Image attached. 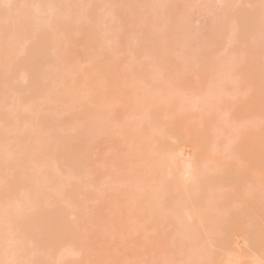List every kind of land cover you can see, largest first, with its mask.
Wrapping results in <instances>:
<instances>
[{
	"label": "bare ground",
	"instance_id": "obj_1",
	"mask_svg": "<svg viewBox=\"0 0 264 264\" xmlns=\"http://www.w3.org/2000/svg\"><path fill=\"white\" fill-rule=\"evenodd\" d=\"M52 1H54V0H51V1L50 0H0V69L2 68L1 71H0V83L2 85V82L5 81L4 79L5 78L8 79L9 82L7 81L8 84H7V82H6V84L8 85V87L10 89H11V87H13V85H15V84L17 85V83H18L19 86H14L15 90H16V91L15 90L14 91H15L16 95L21 94V95H19L20 99H18L17 102H13V101L17 100L16 97H18V96H15L13 94L14 91H12V92H10L11 90L8 91L9 93H12L14 98H15L14 99L11 96L12 94L7 93L8 97L11 96V98H9V101H11L10 99H14V100H12V102L14 103L13 106H15L16 103H19V102L21 103L24 98H25V100H27L26 97L27 98L30 97L31 98L30 101H33V100L35 101V99L40 97V96H38L36 94L38 91H40V89H41L40 87H42V85H41L39 87L40 88L39 90L36 89V87L39 86L38 84H40V80L43 79L44 81H46L48 83H49L50 80L55 82V83L53 82L54 85L51 84L52 82H50V84L52 85L51 89H50V85H48L46 83L49 86L48 87L45 84V82L42 81L41 82L42 84L44 82V84H43L44 86L43 87H48V89H50V90L53 89V90L51 92H47L48 89L46 88L47 91L44 89L45 93H44V90L42 92L40 91V93H43V94L38 93L39 95H42V96L44 95L43 97L41 96L42 98H40V102L38 101L39 99H37V101H38L37 103H41V104L43 102L42 99L45 100V102H43L42 106H41V104L39 106L34 105V104L32 106H29L32 109H33L34 106H36L37 107L36 109H38V107L40 108V106H41L43 108L44 105H45L44 110L49 113V115H48V113L46 112L47 116H45L46 113H43L44 110L42 109L40 114L42 113V115L44 114V116H42V115L38 116L37 115V118H39V121H40L39 122L40 125L35 120L37 118H35V117L33 118L32 117L31 119H33V121H35V124L36 123L38 124V126L36 127V125H37L36 124L33 129L27 128V126L28 127L30 126V123H31L30 121L26 122V125H27V123L29 124V125L26 126L24 124V122H22L24 120L21 121L20 117L25 118V117H28V115H30L29 117H31L32 116L31 114H33L37 110H33L34 112H32V113L30 112L31 114H29V113L26 112V111L30 110L28 108V106H27L28 110L26 108H25L26 111H22L21 110L23 113L24 112L26 113L23 116V113L21 111H19L20 110L19 108H23V106L25 104V102L23 101L24 102L23 106L21 105V107H18L20 105L19 104H18V106L16 105L18 107L17 109H19L18 111L21 112V115L19 113L20 117L17 114V112H18L17 109H16V113H14L15 115H12L14 109L11 110L12 109L11 107H13L11 104H13V103H8L9 101H7L8 98H7L6 93L3 94V90L6 89V90H4V92H7V90L9 88L6 87V84L3 87L0 85V115L3 114V111H6V113H7V114H5L3 116L2 115L0 116V117H2V118H0L1 122H2V124L0 125V126H2V128H0V264H77L80 261L79 260V256L85 254L84 252H86V254L83 256V257H85L86 255H88V253H87L88 251H89V253H90V251H92L90 249L89 250L87 249V247L88 248L91 247V244H90L91 242L89 243V241H87V239L88 240L90 239V238H88L90 235L89 236L86 235L87 231H86L85 226H84L85 224L82 222V224H84L83 226H84V230L86 232L81 233L79 230H81L83 227L81 225H78V221L72 220V223H71V221H69V219H70L69 217L70 216H76L75 218H78V216L81 217L84 214V213L82 214L83 202L82 201L80 202L79 198H80V196H82V194L85 193V192L84 193H81V192L85 189V186H86V188H88V186H89L88 184L89 183L87 184L86 183L87 181L84 182V183H81V184H83V186H82L78 181H75V180L77 179V177H79L81 179H84V178L87 177L86 175H88V172H89L88 169L89 168H88V165H87V161H88L87 158H90V156H91V152H89L90 151L89 148H90V146L93 147V142H95V140H96L95 138L97 137V134L99 135L101 133V130H102V129L97 130V132H99V131L100 132L96 133L95 129H96V126H98V127L100 126L99 128H102V126L105 127V124L104 125L102 124V118H104L109 113V111L111 109V106H110L111 103H109V102H112L113 98H115V92L113 90H116V89H115V87L113 85H111V83H109L110 84L109 88L112 89L111 86H113V89H112V91H107L105 89L106 88L108 89V87L105 88L104 85H103L104 87H101L102 85L98 84L99 87L98 88L95 87V85H97L96 84L97 81L95 79H90L89 83H87V80L86 81L84 80L85 81L84 83L85 84L87 83L86 85L91 86V88L88 86L90 88L89 89L90 91L87 90L88 92L87 91L84 92V94L87 93L86 95H84L85 97L83 96V98L85 100L81 98V96H82V95H80L81 92L79 93L78 92L79 90L77 88L80 86L81 83L83 84V80L82 79H84V78H82V77L84 76V74L82 73V76L80 75V77H79V76L76 75L78 73H75V75L78 77V78H76V76L74 74L72 75V73H74L73 71L75 70V69L74 70H72V69L75 68V67H70L69 66L71 68V70H72L71 71L70 69L66 68V67H68V65L65 67V65H66V64H64L65 61L63 62V60H61L62 56H60L61 57L60 59L57 58V56H59V55H57V53H58L57 51L59 50L58 45L60 43V40H59V37H58L59 33H56V31L61 30L62 33L66 34V35H71L69 33L72 32L71 31L72 30L71 27H73L72 25L77 23V22H79L81 20V18L78 17V15H76L77 14L76 10L78 8H80L81 5L83 7V5H84L83 4V0H55V2H52ZM200 2H202V0H200ZM222 2H224V0H222ZM228 2H229V0H225V4L224 5H228L229 4ZM231 2H232V0H231ZM196 3H197V1H196ZM205 3H206V1H205ZM196 5H198V4H196ZM200 5H201V3H200ZM209 8H211V7H209ZM209 10H211V9H209ZM206 13H209V12H206ZM244 13L241 14L239 12L238 15H237V16H240V20L238 19L240 21V24H241L240 26L246 25V22H247L246 20H244V18L246 16V15H244ZM241 16H242V18H241ZM262 16L264 17V13H263ZM188 18L189 17H187V20H188ZM172 19H175V18H172ZM262 19H263L262 20L263 22L260 20V22H262V24H261L262 27L261 26H259V27L262 28L260 30L264 31V29H263L264 28V26H263L264 25V18H262ZM94 20L97 22L96 19H94ZM149 21H150V23L152 22V20H150V19L147 22H149ZM154 21L157 22L158 20L157 21L154 20ZM170 21H169V25L166 24L165 26L164 25H159L158 26L159 22H157V24H155V25H157V27L154 25L155 28H153V26L151 28H152V30L153 29L156 30V28H158L160 26L166 27L168 25V27H169V26H171L170 24L172 23V27L171 28L175 27V28L172 29L173 30L172 32L175 35L177 33V36H179L178 35V33H179L180 34L179 38L185 36V35H183L184 32L187 33V35L188 34H192V33H189V32H191V29H189L190 24L188 23V21L184 20L182 22H179V21H177L175 19V21H177L176 22L177 24L181 23V25L178 24L179 27L176 25V23H174L175 22L174 20H173L174 22L172 20H170ZM258 21H259V19H258ZM254 22H252V23H254ZM88 23L89 22H85L84 24H82L83 26L79 29V31H81L82 34H84V38H85L84 41H85V43H87L85 45H87V46L91 45L90 42L92 43V45L96 44V42H99V43L103 42L104 38L102 40L101 39L99 40L100 34H98V32H100L101 30L99 29L98 24H97V27H98L97 28V27H94L96 25L91 26V25H89L90 23L89 24ZM91 24H93V23H91ZM94 24H96V23H94ZM188 24H189V26H188ZM256 24H257V21H256ZM256 24H255V28H258V25L256 27ZM185 25L188 26V29L186 28ZM250 25H253V24H250ZM181 26L182 27L185 26V27L182 28ZM163 27L162 28L160 27L161 29L158 28L159 29L158 33L155 32V30H153L154 31L153 33L159 34L161 32L160 30H163L165 32L167 31L166 33L165 32L163 33V31L161 32V34H160L161 38L164 36V34H165L164 38H166V37L168 38V36H169L170 37V38H168L169 42H171L172 44L171 45H169L170 43L166 44V42H168V41H166L167 38L165 40V43L162 40L163 41L162 43H164V44L162 46V43H161L162 47H160V50L162 48L163 51L161 50L160 53L164 54V52L167 51L166 54H168L169 53L168 51L170 50L168 45L172 47L173 46V40H176L177 42H182V43L189 42V39L187 41V40H185L183 38L179 39L178 37L177 38L179 40H177V38L174 37L172 32H170V35H171L170 36L169 32H168L169 28L166 27V28H164L166 30H164ZM57 28H58V30H55ZM178 28H180V30ZM97 29L100 30V31H98ZM175 29H178V31H176ZM181 29H183V30H181ZM52 30L54 31V33L52 32ZM258 30H259V28H258ZM263 33H261L262 34L261 36H264ZM102 34H104V32H102ZM166 34H168V35H166ZM181 35H183V36H181ZM200 35H201V33H200ZM95 36H96V39H98L99 41L96 40L94 42ZM191 36H193V34ZM194 36H195V34H194ZM61 37L62 36L60 35V38ZM172 37H174V38L172 39ZM164 38H162V39H164ZM170 39H172V41H170ZM182 39L185 42H183ZM75 42H77V40L73 41V43H75ZM104 42L106 43L105 45L108 46L107 42L106 41H104ZM103 43H102V45H103ZM75 44H77V43H75ZM165 44L167 45L166 49H165L166 51L163 48L165 46ZM178 44L176 43V45H178ZM107 46H104L101 49H104L105 47L107 48ZM109 46H108V49H109ZM87 48L89 49V47H87ZM55 51L57 52L56 54L54 53ZM163 54H162V56H163ZM97 55H98V53H97ZM139 55L142 56L143 54H139ZM164 56H165V54H164ZM139 59L141 60L142 58L139 57ZM139 59L137 58V60H139ZM157 60H155L156 65H154L155 63L153 64L154 67L155 66H157V67L160 66V64L157 63L158 62ZM98 61H103V60L99 59ZM105 61L106 60H104L103 64L105 63ZM66 62H67V60H66ZM161 62H163V61H161ZM228 62H230V61H227V62L225 61L223 64L220 63V66L222 65V67L219 66L220 67L219 70L217 69L218 66H216L218 64H216L214 67H216V69L218 71H220L222 68H225L224 66ZM255 62H257V64H259L258 61L254 60V63ZM95 63H97V61ZM99 63H102V62H99ZM231 63H229V64H231ZM103 64H99L101 66H99V65H96V66H98L97 68H99L101 73L103 72V73L106 74V72L109 69L106 71ZM229 64H228V66H229ZM235 64L234 65L232 64V67H234V69L236 71V65L237 64L236 65ZM252 64H253V62H252ZM252 64L250 65V67L253 66ZM102 65H103V67H102ZM106 66H107V63H106ZM228 66H227L228 69H230V70L232 69L231 71H234V69L231 66H229V67ZM3 67L5 68V72H3ZM13 67H14V69L17 68L16 73L17 72L18 73L19 72H21V73L23 72L24 74L26 73V77L27 76L29 77L30 82H28V80H27V82H28L27 86H26V84H24L26 82H24L22 78H21V80H22L21 82H24V83L19 84L20 83V81H19L20 78H17V77L18 76L20 77L21 75L20 74L16 75L15 70L14 71L11 70V69H13ZM157 67H155V69H157V70L160 69L161 70L160 67L159 68H157ZM237 67H239V64H238ZM253 67H255V66H253ZM253 67H251L250 71H253L252 70ZM260 67H262V66H260ZM227 68H225V70H227V72L228 71L231 72ZM256 68H257V70L259 69L257 66L254 69H256ZM46 69H48L50 71H48V70L46 71ZM76 69H77V67H76ZM210 69H212V68H210ZM216 69L215 68L213 69L214 73H212L213 71L212 72L209 71V70H206V71L209 74L210 73L213 74L214 76L216 75L215 73H220V72L222 73V71H224V69H222L220 72H216L217 71ZM262 69H264V67ZM157 70H155L156 71L155 73H157ZM248 71H249V69H248ZM250 71H249V73L251 74L252 72H250ZM7 72L9 73V75H7L8 74ZM13 72L15 73L14 76L12 75ZM75 72H76V70H75ZM77 72H79L78 69H77ZM49 73H50V75L52 74V76L49 77ZM79 73H81V72H79ZM152 73H154V72H152ZM155 73H154V75H156ZM203 73L201 74L202 77L203 76H207L206 73H204L205 75H203ZM221 73L219 75H221ZM256 73L253 72V74H256ZM147 74L144 72V76L142 75L143 76L142 78L145 79V80H143L141 78V75H140V78L139 79L137 78V82L139 81L138 83H140V79H142V83L144 82V85L146 83H148L149 80L146 81L147 80L146 77L149 76L148 79H150L151 78L150 75H152V74H148V76H147ZM161 74L163 75V77H165V75H164L165 72L161 73ZM229 74H227V76L225 77L224 73H222L223 77H221V78L223 79L225 77L224 79L226 81V78L228 77ZM157 75H159V73ZM162 75L156 76V77H158V79H160L158 81V83L161 81L159 84H160V86L162 88L159 87V85L157 83V80H156L157 78L155 79V77L152 76L153 77L152 81L150 80L152 83H154V81H155L156 84H157V85H155V87H157V88H155V90H157V91H155L153 89L154 93L155 94L157 92L160 93V94L158 93L156 95L153 93L155 98L152 97L153 95H152L151 92H150L151 94L149 93V95H148L151 99L149 97L148 98L146 97L147 93L149 91H151V86H152L151 83H150L151 86L149 85V83L145 85L144 88L147 91H145L144 88H142V89L140 88L141 90L138 88L140 90V94H143L142 90H144V92H147V93H145V95H139V92L136 91V89H135V91H133V89H132L134 94H135V92H138V94H136V96H138V97H136L137 100H136V98L134 100L133 96H131L133 93H131L129 95V96H131V97H129V99L133 100V101H131V103H133L135 101L137 102V105H136L137 109L136 110L140 112L139 114L141 116L143 114H145L144 116H148V113L146 115V113H144V112H149L150 111L149 110L150 109L149 103L151 105L153 104L155 106L154 102H156L157 105H158V104H161L164 100H167V101H165L164 104H167V105L169 104L170 105V103L168 101H170V99L173 98L172 96H175L174 94L177 93V91L175 93V90H176L174 88L175 86H173L174 90H173V88L171 89L172 90L171 93H170L171 90L170 91L169 90H164L165 88L168 89L169 85H165V83L163 84L162 82L165 81L167 83L169 80L167 79V77L164 78V79H167L168 81L167 80H163L162 79L163 77H161ZM219 75L217 74V76H219ZM23 76H25V75H23ZM23 76H21V77H23ZM71 76H73V78H71ZM166 76H167V74H166ZM229 76L233 77V74L229 75ZM259 76L257 75V77H259ZM51 77H53L52 78L53 80L51 79ZM208 77L209 76H207V78ZM232 77H231V79L227 78V80L228 81L232 80ZM25 78H24V80H26ZM252 78H255V77H252ZM262 78H260V81H263V84H264V80H263L264 78L263 79ZM15 79L16 80L18 79L17 83L16 82L13 83L14 81H11V80H15ZM210 79H212L211 83H213L214 82L213 81L214 78L211 77ZM224 79H223V81H224ZM235 79H234L235 82L233 80L229 81V82H231L232 84L238 83V81H236ZM256 79H254V80H256ZM201 80H202V78H201ZM216 81H217V77H216ZM218 81H219V79H218ZM137 82L135 81L136 84L134 83V85H136V87L134 86L135 88L139 87V86H137L138 85ZM220 82H221V80L219 81L218 84H216V86L217 85L219 86ZM250 82H252V81H250ZM258 82L255 81L254 83L257 84ZM170 83L171 82H169L168 84H170ZM203 83H206V86H208V83H210L209 82V78H208V82H203ZM215 83H213L212 86H214ZM226 83L227 82H225L224 84H226ZM254 83L252 82V84H254ZM260 83H259V86L257 84L256 87H255V89L257 88L256 89L257 91L254 90L256 92L254 96H252L253 94H251L252 93L251 89L249 91H247V92H250V94H251V96L249 94L250 98H252V97H255V98H252L253 102H251L252 100L250 98H248V97L245 98V99H248L249 101L248 102L245 101V103L247 102V104L246 105L244 104L245 106L243 105L242 106L243 108L240 107V110L242 109L243 111H242V113H240V112L239 113L242 114V115H245V117H248L249 112L253 111V110H251V108L253 106H255L254 110L257 109V112H258L257 114H259L260 112L262 113V109L264 108V105H263L264 104L263 103L264 102L263 101L264 100V92H263L264 90L263 91L261 90L263 88L261 87L262 85H260ZM112 84H113V82H112ZM84 85H82V86H84ZM139 85L141 87H143L141 84H139ZM163 85H165L164 89H163ZM223 85L221 84V86H220L221 88L220 87L217 88L215 86V88H217L216 92H217V90L219 88H220V90L222 88L224 90V86ZM236 85L234 84L235 88H236ZM147 86L148 87L150 86V88H148ZM206 86H204L205 89H206L205 93L201 92L199 94L200 96L198 95L195 98L197 101L199 100L201 105H203V103H204L203 101L206 100V98H207V101H205V105H203V106H206L207 104L209 106V103H207V102L209 101V99L212 98V97H210V94L211 95L213 94L210 91H212L214 89L213 87L209 86V87L213 88V89L210 88L211 90H209V87L206 88ZM260 87H261V89H260ZM147 88L149 89V91H148ZM152 88H154V85L152 86ZM170 88H171V86H170ZM158 89H160L162 91L160 92V91H158ZM205 89H203V90H205ZM35 90H37V92ZM237 90L239 91V93L241 92L239 89H237ZM237 90L235 89V91H237ZM165 91H166V93H167V91H169V92L167 94L163 95V97H162L161 94L164 93ZM173 91H174V93H173ZM207 91L210 94H209V96L206 97V95H208V94H206ZM30 92L31 93L34 92V96L33 97L35 99L32 100L33 97H31V95L29 96ZM218 92H219V90H218ZM220 92H222V94H223V91H220ZM244 92L242 94L241 93L239 94L238 92H235V93H237L235 95V97L236 96L238 97V95H240V96L242 95L241 98H243V102H244L245 94L247 95V93L245 92V94H244ZM109 93L110 94L112 93V95H110ZM169 93H170V95H169ZM178 93H177V95H179ZM203 93H204V95H203V97H201L202 96L201 94H203ZM27 94H28V96H26ZM35 95L37 96V98L35 97ZM150 95H152V96H150ZM214 95H215V97L213 96V98H215L214 100H216L217 99L216 94H214ZM112 96H113V98H112ZM156 96H158L159 99L156 100V101L155 100L153 101L152 98L157 99ZM164 96H166V97H164ZM170 96H171V98L168 100V97H170ZM186 96H188V101H189V98L191 97V95L186 94ZM186 96H184V97L182 96V97L184 99H186L185 98ZM219 96H223V95H221V93H219L218 97ZM47 97H49V98H47ZM111 98H112V100H111ZM162 98H164V99L162 100ZM174 98H175V103H172L174 101L171 100V103H172L171 105L177 104L178 106H175V107H178V108H181L182 106L185 107L186 105H184V104L188 103L187 100H186L187 102L185 100H182V102L184 101V104L180 105V104H182V102L180 104H178V103H176V101H178V99H176L177 97H174ZM192 98H194V97H191V99ZM203 98H205V99H203ZM213 98H212V101H213ZM149 99L151 100V102L149 101ZM191 99H190L189 104L187 105V108L191 107L193 109L192 110L190 108L191 112H192V111H194L195 109L198 108V106H196V105H200V104L196 100L193 101ZM41 100H42V102H41ZM80 100H82L81 103H80ZM221 100H222V98H221ZM221 100H219V101H221ZM30 101L28 102V104L27 103L26 104L29 105V103H31ZM34 101H33V103H34ZM157 101H159V103ZM212 101L210 100L209 102H212ZM219 101H217L218 105H219ZM178 102H180V99H179ZM192 103L193 104L196 103V104L193 105ZM164 104L162 103L163 108H164ZM260 104L263 105L261 109H260ZM144 105L147 106V107L149 106V107L146 108ZM215 105L216 104L212 105L213 108L218 110L219 107L216 105L218 107V108H216V107H214ZM238 105H242V104H238ZM133 106H134L133 108H136L135 105H133ZM140 106H143L142 108L145 107L147 110L146 109L144 110V109L140 108ZM158 106L160 107V105H158ZM162 106L160 107V109L162 108ZM192 106H194V108L195 107L196 108L194 109ZM212 106L209 107V109H210L209 111H211ZM109 107H110V109H109ZM184 107H182L181 110L178 109V112L179 111L182 112V110H183L182 113L184 114L185 111H186L185 109H187V108L184 109ZM163 108L161 109L162 112H163ZM169 108L167 107L166 109H169ZM199 108H200V106H199ZM202 108L203 107H201V109ZM40 109H38V110L40 111ZM152 109L153 108H151V110ZM173 109H174V106H173ZM175 109L174 110L177 111V108H175ZM206 109H208V108H206ZM206 109H203V111H205ZM215 109H213L212 111L213 112L216 111ZM155 110H158V108H156ZM174 110H172V108H171L170 112L172 113V111H174ZM197 110L199 111V109H197ZM259 110H260V112H259ZM1 111H2V113H1ZM30 111H32V110H30ZM94 111L96 113V118L98 120V122H96V124L98 123L99 125H95L94 128L93 127H89L88 128V127H86L84 125V123L79 121V118H80V116H84V115L88 114L89 112H94ZM142 111H143V113H142ZM166 111H164V112H166ZM209 111L207 113L213 114L212 112H209ZM237 111H239V109ZM157 112H160V111H157ZM170 112L167 111L166 114L170 113ZM187 112L189 113L190 111L188 110ZM200 112H201V110L199 111V113ZM151 113H153V112L150 111L149 115H151ZM155 113L156 112H154L153 116H151L152 119H153V120L151 119L152 120L151 121V124H152L151 126L154 125V127H152L153 129L151 128L150 131H149L150 133H151V130L155 131V133L152 132L154 135L158 134L156 130H160V129H157V125H159V124L161 125L162 124L161 122L159 124H154L155 121H156L155 123H158V121H161V120H159L160 119V115L158 113L156 115ZM193 113L194 112H192L191 114H193ZM195 113H198V112H195ZM202 113L204 114V112H202ZM207 113L205 112V114H207ZM160 114H162V113H160ZM166 114H164V115H166ZM176 114H179V113H176ZM224 114H226V113H224ZM246 114H248V115H246ZM173 115H175V114H173ZM182 115L180 114V117ZM186 115H188V114H186ZM209 115L205 119L210 118ZM213 115H215V114H213ZM217 115L219 116L220 114H217ZM217 115L212 117V118L217 117ZM253 115H255V113H252V117H253ZM13 116L14 117L16 116L15 118H17V119H15L14 122L15 123L17 122V124H19L18 125L19 126V130L21 129L19 131V133L17 132L18 129L16 130L17 127L14 128L17 125L13 122ZM34 116H36V114ZM255 116H257V115H255ZM180 117L179 118L177 117V119H179V120H177V121L175 120V123L173 125L171 124L173 127L171 126V128L169 130H170V132L172 130L175 131V129L177 131H179V129L177 127L181 126V127H179V128H182V129H180V131L181 130L183 131V132L180 133V137L182 136V138H180L181 140L177 139L179 137V132L180 131L176 132V134L178 133L177 137H175L176 134L174 135L172 133H167V135H165V136L169 137V139H168L169 142H167V139H165L166 140V146L164 144L165 142L162 141L163 138L160 140V141L163 142L162 145H161V142H159V140H158V142L160 143L159 147L161 146V148H159V149H161L162 153H163V150L167 146L168 147L170 146L169 150L167 151V156H166L167 158L166 157L164 158V156L166 154V152H164V154H163L164 156L161 153L163 158L161 157L160 154H159L160 157H159V155L156 157L157 158V159H155L156 162H155V160H151L152 161L151 162L150 159H149V161L151 163H153V161H154V164L155 163L159 164L160 161H161V160L158 159V157H159L160 159H162L161 163H162V166H164L163 168H165L167 166L166 168H168V169L165 168L166 170L163 171L162 170L163 168L161 167V164H160L158 166L160 170H158V167H156L157 168V170H156L154 166H157V165L156 164L152 165L149 162L150 164L148 166L149 167L151 166V168L153 166V168L156 171L153 170L154 171V175H152L153 171L152 172L150 171L151 172V176H149V178L147 176L150 175V173L148 172V175L146 173L147 176L144 179L148 178L150 180V178H151L152 180L143 181L144 180L143 178L136 177V175L133 174L135 176V179L138 178V180L136 179L137 182L140 181V182H138L140 184V186H141L140 188H139V184L137 182L135 183V181H134L135 179L130 181L131 178H129V181L132 182L131 188L133 187V194H132V190H131L130 185H129V191H131V193L129 194V192L126 191V193L128 192V194H127L128 196H126V199H124L125 201L122 200V202L131 203L132 205L130 204V206H129V205L124 204V203L122 204V205H127L130 208L129 211H128V212H130V215H128V218L125 215V217L127 219H124V225H125V222L127 220H128L127 222H129V220H134L135 222L134 221H130V222H134L133 224H135L136 228H132V229L134 231H135V229H137L136 232L138 230H140V231L143 230L144 231V229H145L144 228L145 227L144 224H146V228H147L148 227L147 223L150 222V221L152 223H154L155 226H156L155 223H157V226L160 227V225H158L159 221H160V223L163 224L162 221L167 220V218H168L167 216H169V215L173 216L174 212H175V216H173V217H176V218H174L175 219V223H176L175 226H177L178 229H180V227H181L180 232L181 231H186V232H182V234L179 232L180 236L177 235L179 237L177 239L184 238L187 241V243H188L186 250L184 252H183V250L180 251L181 256L182 255L183 256L181 257L182 259L177 260L178 264H200L201 261H202V257H205L204 260H203L204 263L202 261L203 264H208V263H210V264H264V208H263L264 206L263 207L261 206V205H263L264 195H263V198L261 200L262 202L258 200L259 198L261 199V197H262L260 195L264 194V184H262L263 187H262L261 184H259V183H262V182L264 183V177H263V179L261 178L262 176H264L263 175L264 173L262 174V172H264V171H262L263 169L262 170L260 169V168L264 167V163H263L264 159H262V158H260L262 160L259 159V157L257 155L258 150L255 147H253L255 145H252V146L250 145L251 147L249 145H247V146H248V148L249 147L252 148V149L254 148V150H256L257 153L255 154V151L250 149L251 151L254 152V154H253V152L249 151V149H248V154H246V156H245L244 155L245 152H246L245 150L247 149V146L245 145L246 149H244V152H243L244 154L241 153V154H243L245 156V157L243 156V158L248 160V162L251 163L252 167H254L253 165H255V167H257V169L260 170V171H258L259 172L258 173L257 170L255 169V170L249 172L250 174L247 173V171H245V172L242 171L241 173L243 175L239 172L241 174L240 175L241 177H239V175H237L238 176L237 177L236 176V174H237L236 172H238V170H236V167L233 165V163H234L233 161H234L235 157L232 158L233 157L232 151H236V150H234V149H236V147H234V149L232 148V151H229V150H231L230 146L232 147V145L235 144L234 143V141H235L234 139H236L235 135L237 134V131H236L235 135L233 136V139L231 141L232 143L231 144L229 143L230 145L227 144V146H229V147L226 146V147H224V151H221V150H218L219 149L218 147H214L215 148L214 149V148H211V146H210L212 151L214 150L213 152L211 151L212 152L211 153L210 151H208L206 149V143H208V142H206L205 140L208 139L207 138L208 133L214 132L213 129L216 130L215 128L219 127V125L215 126L216 123H213V121H212L211 124H209L208 122H210L211 120L206 122V123L209 124V125L207 124V127H206V124H204V126H205L204 129H203L204 126H201L202 129H200L201 127L196 125V126H198V128L196 126H194V127H196L197 129H200L201 131L200 130L199 131L193 130L194 132L190 131V133H189L190 134V138L189 137L186 138V136L188 135L187 134L188 131L184 129V126L186 128L187 117L185 116L182 119H180ZM197 117L198 116H196V118ZM250 117H251V115L248 118H250ZM175 118H176V115H175ZM191 118H188V120L191 119ZM199 118H201V117H199ZM220 118H221V121L219 120L218 117H217L216 120H218L219 122L222 123L224 120L222 119V117H220ZM192 119H194V118H192ZM252 119H251V121H252ZM16 120H18V121H16ZM19 120H20V123H19ZM99 120H100V122H99ZM25 121H27V118L25 119ZM205 121L206 120H204V121L202 120L200 122L201 123H205ZM218 121H216L217 124H218ZM245 121H244V123H246V122L249 123V121H246V122ZM21 122L23 123V125L26 126V127L23 126L24 129L20 128L21 127V125H20ZM176 122H178V123L176 124ZM226 122H229V120L228 121H224L225 124H227ZM253 123H255V122L252 121V125H253ZM138 124L142 125L143 121H142V123L139 122ZM198 124L201 125L200 123H198ZM212 124H214V125H212ZM225 124L222 123V125H220L219 128L221 129V126H223ZM243 124L240 123L239 126L242 125V128H243ZM210 125H212L211 127H213V126L215 127L213 129L211 128L212 132H210L211 131ZM250 125H251L250 123H249V127L246 125V128L244 126L243 130H241L242 128H239L240 129L239 130L238 127L236 128V127H234V125H233L234 128H232L230 126L231 127L230 129H232L231 131H234L233 129L236 128L237 130L241 131L242 134L239 133V135H240V138H241L240 140H242V137H245V136L241 137V135H243L244 132H245L244 133V135H245L246 133H249L250 130H252V129H249ZM254 125H255L254 128H256V129L259 128L257 124H254ZM10 127L12 129L14 128L15 134L17 132V136L13 133L14 131H11ZM30 127L32 128L33 125L30 126ZM247 127L249 129V131L247 130L248 132L245 131V129H247ZM7 128L10 129L9 131H11L14 135H10V137L7 136L5 134V132H4V130L7 129ZM154 128H156V129H154ZM190 128L191 127H189V130H190ZM207 128H208V130H207ZM219 128H218V130H219ZM252 128H253V126H252ZM209 129H210V131H209ZM5 131L7 133V130H5ZM134 131H135L134 134H132V132L129 133L130 137L126 136V137L123 138V140H124L123 143L125 142L124 144H127V145H129V147H132L131 149H136L135 147L138 148V145H140L138 142L141 140V138L144 140V138H145L144 135H146V133H147V131L145 132V130H144V132H143V131H141V129H139V131H141V134H143L142 135L143 137H142L141 134L139 133L138 129H135ZM262 131L264 133V130H262ZM136 132H138L141 137L139 136V134L137 135ZM216 132H218V131L216 130ZM253 132L254 131H251L250 134L251 133L253 134ZM257 132H259V131L256 130L255 133H257ZM150 133H149V135L146 136L147 140H151L152 139V137H150ZM135 134L137 136H135ZM153 134L151 136L154 137ZM184 134H186V136H184ZM214 134L216 135V133H214ZM218 134L219 135L221 134V130H220V133H217V135ZM228 135H231V134H228ZM133 136L135 138H133ZM138 136H139L140 139L137 138ZM148 136H149V138H148ZM165 136H164V138H167ZM208 136L210 137L212 135L210 134ZM247 136H249V135H247ZM170 138H172V139L174 138V139L172 140ZM258 138H259V136H258ZM157 139L158 138H156V136H155L154 141H156ZM175 139H176L177 142L178 141H179V143L181 142L180 144L183 146L181 148V152H183L182 150H186L184 148H187V149L190 150L189 151L190 153L188 152V154H190V155H187V152H185L186 155H185V153H183L184 156H182L180 154L181 152L179 154L177 153L178 156L173 153V152H177L179 150V149H177L178 147H176L177 150H175L174 149L175 148L174 145H177V146L180 147L179 143L177 144ZM229 139H231V138L229 137ZM136 140H138V142H136ZM143 140H141V141H143ZM147 140H146V143L148 142ZM170 140H172L171 142H175L176 144L175 143L170 144L171 143ZM236 141L238 142L239 140L237 139ZM134 142L138 143V145L136 144L135 147L133 146ZM247 142L248 141L246 140V143ZM131 143H132V145H131ZM143 143H144V141H143ZM244 143L245 142L243 141V144ZM142 144H141V146H142ZM147 144H145L143 148L145 150V153L149 154V152L147 153V150H148L147 147H146ZM247 144H249V143H247ZM251 144H252V141H251ZM148 145H149L148 147H150V144H148ZM238 145H241V144L238 143ZM256 145H258V144L256 143ZM162 146L165 147V148H163ZM233 146H235V145H233ZM210 148H208V149H210ZM225 148H227L226 150L228 152H230V153H226L227 151H225ZM140 149H142V148H139V150ZM170 149H171V152H170ZM259 149H261V147ZM206 150L208 151V153L206 152ZM148 151H150V149ZM151 152H153V150ZM168 152H170L169 155H168ZM223 152L226 154L225 155L226 158L223 155L224 154ZM240 152H241V150H240ZM250 152L253 155H250L249 154ZM141 153H143L146 156V154L144 152H141ZM205 153L208 154V157L206 156L207 154H205ZM231 153H232V155H231ZM215 154H217V155H215ZM228 154H230V155H228ZM140 155H142V154H140ZM179 156H182L184 158L181 159V157H179ZM185 156L186 157L188 156V157L185 159ZM217 156H219V157L217 158ZM260 156L264 157V155H260ZM148 157L150 158V156H148ZM212 157L215 160L212 159ZM222 157H223V159H226L227 161L229 159L227 164H229V163L230 164L228 166H227V164H224V161L227 162L226 160H223V159L220 160L219 159V158H222ZM137 158H138V155H137ZM209 158H211V161H210ZM216 158L218 159L217 160L218 163H219V160H220L219 164H221V166L216 163ZM230 158H231V160H230ZM157 160H159L158 161L159 163L157 162ZM204 160H206L207 162L204 161ZM208 160L210 162H212V160H214L212 163H214L216 166L211 163L212 165H210V167H209L208 163L210 164V162ZM63 161L67 162V164L69 165V168L71 169L70 170L71 173L68 172V175L65 174V176H64L65 179L64 178L62 179V177H60V180H59V178H58V176L56 174L57 177H55V179L58 178V180L54 181V178H53V180H52V178L50 180V177H49L48 173H46V174L42 173V176L40 175L42 171L45 170V172H46V168H44V166H46L47 164L52 163V165H54V163H55V164L58 165V162L61 163ZM140 161H142V159H140ZM146 161H147V159H146ZM260 161H263V162H260ZM133 165H135V163H133ZM231 165H232V168L234 170H236L235 173H234L233 169H230ZM54 166L55 167H50V169L51 168H53V169L55 168L56 169L55 172L58 173L59 171H57V168H59L60 164L58 165V167H56V165H54ZM46 167L48 169V166H46ZM131 167L133 169V166H131ZM50 169H48V172L50 171ZM224 169H225V171H224ZM59 170H60V168H59ZM161 170L165 173V177H163L162 181H160L161 180L160 178L155 176L157 174L159 175L160 173H162ZM227 170H230V171L233 170V171L230 172V171H227ZM52 171H54V170H52ZM132 171L133 170H129L127 168L125 170V172L128 173V174L132 173ZM248 171H250V170H248ZM158 172H160V173H158ZM232 172L234 174H232ZM255 172H257V173H255ZM164 173H163V175H164ZM245 173H247V176H249V178L246 177ZM251 173H252V177H251ZM260 173H261V175H260ZM37 174H39L40 176L37 175ZM53 174H54V172H53ZM123 174H122V176H123ZM231 174H232L234 179L233 180L232 179L231 180L228 179L229 180L228 181L227 180V176H231ZM58 175L60 176V174H58ZM234 175L238 178V180L242 179L244 177V179L248 182V184L252 183L254 185H252V184L247 185L246 182L244 184L245 180H242L243 182H241V180L237 181L236 177ZM253 175H255L256 177H253ZM50 176H51V173H50ZM51 177H53V175ZM120 177H118L117 180L118 179L120 180L122 178V177L121 178ZM161 177H162V175H161ZM153 178H156L157 180L154 179L156 181H158V179H160L159 183L160 182L161 183L158 185V182L154 181ZM228 178H230V177H228ZM254 178H258L259 180L258 179H254ZM72 179L73 180L75 179V180L73 181ZM117 180H116V182H117ZM141 180H142V182H141ZM166 180H167V183L165 182ZM121 181H122V179H121ZM151 181H154L155 185L157 183L158 188H159V186L162 185L159 188L160 191L159 190H155V189H157V187H155V185L152 184L153 182L151 183ZM233 181H234V185H233ZM76 182H78V183H76ZM125 182H126V180H125ZM144 182H146V183H144ZM141 183H143L144 185L143 184L141 185ZM147 183H149V184H147ZM230 183H231V186H236V188H237L236 189L234 187V190L236 189L235 190L236 191L235 192L236 197L230 198V199L233 200V201L232 200L231 201L234 204H235V202H234L235 199L236 200L239 199V201L241 200L240 202H242V203H240V204H244L243 205V210H242V208L241 209L240 208H234V209L232 208L231 210L225 209V208H228V207H226V205H224L223 206V210L219 211V209L217 210L218 207H216L217 204L215 202L216 200L220 199V196L218 194L219 193L218 190L220 189V191H221L222 190L221 188L224 189V188H228V187H230V189L233 190V188H231V186H229ZM117 184H118V182H117ZM134 184H135V186H134ZM136 184L138 185V187L136 186ZM145 184H147L150 189H152V186H154L153 191L150 190V189L148 190L149 193H150V191H152L153 194H148V192L145 193V191H147L146 188H148L147 185H145ZM236 184H238V185H236ZM242 185H245V186L242 187L244 193L242 192V190L238 189V187L241 188ZM259 185H261V186L259 187ZM142 186H144V188L146 186V188L144 189ZM176 186H178V187H176ZM83 187H84V189H82ZM134 187L135 188H139V190H137V189L134 190ZM141 188H143V189H141ZM258 188L259 189L261 188L262 191L258 190ZM140 189L142 191L145 190L143 192V195L144 194L147 195L148 199H150V201H151V202H149V203H151V205L148 203V199H145V202H143V203L140 202V199L142 201L143 200L142 198L146 197L145 195L144 196L142 195L143 197L141 198V197H139L137 195V194H139L141 192ZM174 190L179 192V195H178V196H180L179 198H178V196L176 194L177 192L175 191L176 192L175 193ZM138 191H139V193H138ZM216 191H217V193H216ZM258 191L259 192L261 191V192L259 193ZM154 192H156L157 194H155ZM213 192H215V194H218L219 198L217 196H216V198H214L215 194ZM126 193H124V194L126 195ZM212 193H213L214 196L211 195ZM180 194L182 195V197H181ZM210 195L213 196V198H214L213 200L214 201L211 199L212 197ZM149 196H151V198H153V199L149 198ZM173 196L174 197L177 196V197L174 198ZM122 197H124V196H122ZM183 197H184L185 200L183 199ZM247 197H249V198H247ZM174 199H177V200L173 201V203H172L171 200H174ZM181 199H183L184 201L183 200L181 201ZM209 199H211V200H209ZM179 201H180L181 205L179 204ZM207 201H209V203H207ZM211 201H213L214 203H210ZM258 201L260 202V206H261L260 208L258 206L259 205ZM174 202H177L178 205L176 206V203H175V205L173 206ZM181 202H183V204ZM184 202H185V204H184ZM145 203L149 204V205L147 204L148 208L147 207H145V208H147L148 210L150 209L151 213L148 212V210H146V209L143 210V211L140 210V209L143 208V207L141 208V206L146 205ZM164 203H165V206L163 205ZM206 203H207V205H205ZM229 203H227L228 204L227 206H229V208H230L232 206H230ZM236 203L239 204L238 201H236ZM212 204H214V205H212ZM215 204H216V206H215ZM160 205H163L164 208L161 207ZM205 206H208L207 207L208 211H206V207ZM209 206L212 207L211 210H210ZM214 206L216 208H214ZM244 206H246V207H244ZM240 207H242V206L240 205ZM161 208H162V211H161ZM244 208H248V209L244 210ZM163 209L165 210L164 212H166V213L168 212V210L170 211V209H173V210H171V213H173V214L168 212V215L164 216V214H166V213L163 212ZM214 209H215V211H214ZM227 210L232 211V212L231 213L229 211L226 212ZM139 211H141V212H139ZM144 211H147L151 215L146 216V218H145V216H143V217H142V215L140 216L139 213H142V212L145 213ZM172 211H174V212H172ZM210 211L212 213L213 212H217V213L218 212H222V213H219L218 218L215 217L216 218L215 220H214V218L212 219V221L216 222L215 223L216 225H211L210 224V223H214V222L211 221V219L208 218V215H209V217L210 216L214 217L213 214L211 215ZM224 211H225V213H224ZM158 212L159 213L161 212L162 214L163 213L164 214L162 215V214H159ZM206 212H208V213H206ZM157 213L159 214V216L157 215ZM217 213H214V214L217 215ZM221 214H222V217L220 216ZM251 214H252L253 218L255 217L254 218L255 220L252 222L253 225H252V227L245 226V220L244 219H245L246 215H248V216L250 215L251 216ZM161 215L163 217H165V218H163ZM72 218H74V217H72ZM83 218H86V217H83ZM160 218H162V219H160ZM122 219L123 218H121V220ZM158 219H160V220L158 221ZM156 220H157V222H156ZM218 220H220V221H218ZM79 221H81V220H79ZM209 221H211V222L209 223ZM224 221H225L226 224L224 223ZM73 222H75V225L77 224V227L79 226L81 228L80 229H79V227L77 228L73 224ZM120 222H119V224H120ZM122 222H121V224H122ZM151 222L149 223V225L151 224ZM181 222H182L183 226H181ZM185 222L186 223L188 222V224L189 223L190 224L188 225ZM221 223L222 224L224 223L225 225L223 224L224 225L223 226ZM184 224H185V226H184ZM124 225H122V226H124ZM154 225H153V228L157 229L156 228L157 226L155 227ZM151 226H152V224H151ZM151 226L148 227V228H151ZM186 226L188 228H186ZM249 226H251V224ZM148 228H147V230H148ZM183 228L184 229L186 228V229L184 230ZM187 229H189V230L191 229V233L194 231V229H196V230L200 231V234H201V231H202L203 234H205L204 238H203V241L208 243V245L210 246L208 248L207 247L205 248V246H204V248L206 249L204 251H206L205 253L207 255L204 254V251H202L204 249L203 246H199L198 245V247H197V243L195 242V239H192V237H194L195 232H193L194 234H190ZM206 229H207L208 232L206 231ZM216 229H218V230H216ZM84 230H82V231H84ZM125 230H126V228H125ZM125 230L122 229V232L124 231V233L127 234V232ZM149 230L154 232L153 231L154 229H152V228L149 229ZM127 231H129V230H127ZM146 231H144L145 233L143 232L144 234L142 236H145L147 238V240H149V238L151 239V237L149 236V238H148L145 235ZM150 231L147 232V235H148V233ZM122 232L117 231V235L116 236H118V234L119 235L121 234V237L126 236V234L124 235ZM210 232H211V234H210ZM155 233H156V230H155ZM155 233H153V234H155ZM219 233L223 234V235H226V236L225 237L222 236V239L220 237V239L215 240L216 237L219 238L220 235L216 236ZM83 234H84V236H83ZM137 235H138V233H137ZM139 235H140V233H139ZM116 236H115V238H116ZM119 237L120 236H118L117 238H119ZM113 238H114V236H113ZM141 238H143L142 241L143 240L145 241V239H146V238L144 239V237H141ZM213 240H215V241H213ZM90 241H91V239H90ZM233 242H235V243L237 242V244L241 245L242 249H241V247H240L241 250H239L238 247L237 248L233 247V246L237 245V244L236 245H232ZM144 243L141 244V246H143ZM87 245H89V246H87ZM201 247H202V249H201ZM142 249L145 250V247L142 248ZM86 250H88V251H86ZM142 252H140V253L141 254L145 253V252L144 253H142ZM207 256H209V257H207ZM206 257L210 258V260L207 259ZM74 258H77L79 261L76 262L77 259L75 260ZM82 260H83V258H82ZM85 260L88 261V263H89L90 259L89 260L85 259ZM206 260H207V263H206ZM208 260H209V262H208ZM83 262L85 263V261H83ZM79 263L81 264L82 261H80Z\"/></svg>",
	"mask_w": 264,
	"mask_h": 264
},
{
	"label": "rangeland",
	"instance_id": "obj_2",
	"mask_svg": "<svg viewBox=\"0 0 264 264\" xmlns=\"http://www.w3.org/2000/svg\"><path fill=\"white\" fill-rule=\"evenodd\" d=\"M51 1V0H50ZM196 1H197V3H196ZM205 1H206V3H205ZM220 1V2H219ZM52 2H55V0L54 1H52ZM195 2V3H194ZM200 0L198 1V0H83V7H82V5L80 6V8H78L77 10H76V12H77V14L76 15H78V17H80L81 18V20L79 21V22H77V23H75V24H73L72 26L73 27H71V33H69V34H71V35H66V34H64V33H62L61 32V30H58V28L57 29H55V30H58V31H56V33H59L58 34V37H59V40H60V43H59V45H58V47H59V50L56 52H54L55 54L57 53V55H59V56H57V58H61L60 56H62V58H61V60H63V62L65 61V63L64 64H66L65 65V67L68 65V67H66L67 69H70L71 70V68L70 67H75V68H73L72 70H76V72H75V70L73 71L74 73H72V75L74 74L75 75V73H78V74H76L77 76H79L80 77V75L82 76V73L84 74V76L82 77V78H84V79H82L83 80V84L81 83L80 84V86L77 88L79 91V93H80V95H82L81 96V98L82 99H84L83 98V96L84 95H86V94H84V92L85 91H87V90H89L90 88H91V86H89V85H86L87 83H89V80L90 79H95L96 81H97V85H95V87H99V85H102L101 87H104L105 86V88L106 87H108V89L106 88L105 90H107V91H112V89H113V86L115 87V89L116 90H113L114 92H115V98H113V96H112V98H113V101L112 102H109V103H111V109H110V107H109V109H110V111H109V113L104 117V118H102V124L104 125L105 124V127H103L102 126V128H99L98 126H96V133H99V132H97V130H100V129H102L101 130V133L98 135L97 134V137L95 138L96 140H95V142H93V147H91L90 146V151L89 152H91V156H90V158H87L88 159V161H87V165H88V170H89V172H88V175H86L85 177L87 178H84V179H81V178H79V177H77V179L75 180V181H78L80 184L81 183H84V182H86L89 186H88V188H86V186H85V189H84V187L82 188V189H84L81 193H84V194H82V196H80V202L82 201L83 202V210H82V218L83 217H86V218H81L80 216H78V218H75L76 216H70L69 218V221H71V223H72V220H74V221H78V225H81L83 228L81 229V230H79L81 233H83V232H86V235H90L88 238H90L91 239V241H90V239L88 240L87 239V241H89V243L91 244V247H87V249L89 250H92V251H90V253H89V251L88 250H86V251H88L87 253H88V255H86L85 257H83L85 254H86V252H84L85 254H83V255H81V256H79V260L80 261H82V263L83 264H178V262H177V260H179V259H182L181 257L183 256H181V254H180V251H182L183 250V252L186 250V248H187V245H188V243H187V241L184 239V238H180V239H177V238H179L178 236H180V234H179V232H180V230H181V227H180V229H178L177 228V226H175L176 225V223H175V219L174 218H176V217H173V216H175V212L174 211H172V212H174V215L173 216H171V215H169V216H167L168 215V212H170L171 213V210H173V209H170V211L168 210V212L166 213V212H164L165 210L163 209V212L164 213H166V214H164V216L166 215L168 218H167V220H165V221H162L163 222V224L162 223H160V219H162V218H160V219H158V221H159V224L158 225H160V227L159 226H157V223H155L156 224V226L154 225V223H152L151 221V224H152V226H151V224L149 225V223L150 222H148L147 224V226L148 227H150L151 226V228L152 229H154L153 231L154 232H152V231H150L149 229H151V228H148V230H147V228H146V224H144L145 225V229L147 230H145L144 228V231H146V236L149 238V236L151 237V239L149 238V240H147V238L145 237V236H142L145 232L143 231V230H138L137 232H136V230L137 229H135V231L132 229V228H136V226H135V224H133L135 221L134 220H129V222H125V225H124V219H127L128 218V215H130V212H128L129 211V207L127 206V205H129L130 206V204L131 203H125V202H122V200H124V199H126V196H128L127 194H128V192H129V194L131 193V191H129V185H130V188H131V186H132V182H130L131 180H134L135 179V176L134 175H136V177H141V178H145L147 175H148V172L150 173V175H148L147 177L149 178V176H151V172L154 170V171H156L157 170V168L156 167H158L160 164H161V167L163 168L164 166H162V163H161V161H162V159H160L159 157H160V155H161V149H159V148H161V146L159 147V145H160V143L159 142H161V145H162V143L163 142H165L164 144H165V146H166V140L165 139H167V142H169L168 141V139H169V137H167V136H165V135H167V133H172V134H176V132H179L180 131V129H182V128H179V127H181V126H179V127H177L178 129H179V131H177L176 129H175V131L174 130H172L171 132H170V128H171V126L175 123V120L177 121V120H179V119H177V117L179 118L180 117V114L182 115L183 113V110H182V112H178V109H180L181 110V108L182 107H184V106H182L181 108H178V107H175V106H178L177 104H175V105H171L172 103H175V98L174 97H177L176 99H178V101H179V99H180V102H178V101H176V103H178V104H180L181 102H182V100H187L188 101V96H186V94H188V95H191V97H194V98H192L191 99V97L189 98V101H188V103H186V104H184V101L182 102V104H180V105H186L185 107H184V109L185 108H187V105L189 104V102H190V99L191 100H196L195 98H196V96H198L201 92H204L205 93V91H206V89H205V87L204 86H206V83H203V82H208V78H209V82L210 83H208V86H206V88L207 87H209V86H211V87H213V88H211V87H209V90H211V89H213L212 91H210L211 93H213L212 95L207 91L206 92V94H208V95H206V97L207 96H209V94H210V97H212L213 98V96L215 97V95L214 94H216V97H217V99L216 100H214L215 98H213V101H212V98L211 99H209V101L211 100L212 102H207V103H209V106H208V104L206 105V106H203V105H205V101H207V98H206V100H204L202 103H203V105H201V103L199 102V100L197 101V102H199V104L200 105H196V106H198V108L197 109H199V111L201 110V112L199 113V111L197 110V109H195L194 108V106H192L195 110L194 111H192V112H194L193 114H191L192 112H191V107H189V108H187V109H185L186 111H185V115L183 116H181L180 117V119H182V118H184L185 116L187 117V120H186V122L189 124H187L186 123V128H185V126H184V129L185 130H187L188 131V135L186 136V134H184V136H186V138H190V131H193V130H196V131H199L200 129H202V127L201 126H204V124H206V127H207V124L209 123V124H211L212 123V121H213V123H216V125L215 126H217V125H219V127H220V125H222V123L223 124H225L224 123V121H228L229 120V122H226L227 124H225V125H223V126H221V129L219 128V127H211L212 125H214V124H212V125H210V129L212 128H215L218 132H216V130H214L213 129V131L214 132H212V129H211V131H210V129H209V131L210 132H212V133H208V135H212V136H208L207 135V140H205L206 142H208V143H206V149L208 150V151H212V149L211 148H214V147H218L219 149L218 150H221V151H224V147H226L227 146V144H231L232 142V139H233V136L235 135V133H236V131H237V134L235 135V137H236V139H234L235 141L238 139L239 141L237 142H235L234 141V143L235 144H233V145H235V146H233L232 145V147L230 146V148H231V150H229V151H232V148L234 149V147H236V149H234V150H236V151H232V153H233V157L232 158H234L235 157V159H234V163H233V165L236 167V170H238V172H236V170H234L233 168H232V165H231V168L230 169H233L234 170V173L236 172L237 174H236V176L237 175H239V177H241L240 175L242 174L241 172L242 171H247V173H249V172H251V171H253V170H257V172L258 171H260V170H258L257 169V167H255V165H253L254 167H252L251 166V163H249L248 162V160H246V159H244L243 158V156L245 155L246 156V154H248V149H249V151H251V150H254V148L252 149V148H250L252 145H255V146H253V147H255L257 150H258V153H257V151L256 150H254L255 151V154L257 153V155H258V157H259V159L260 158H262V159H264V157L263 156H260V155H264V133H263V131L262 130H264V108L262 109V113L260 112V110H259V112L261 113H259V114H257L258 112H257V109H255L254 110V108H255V106H253L252 108H251V110H253V111H251V112H249V115L248 114H246V115H248V117L251 115V117H252V113H255V115H257V116H255V115H253V119L250 117V118H248V117H245V115H242V114H240V113H242V109L240 110V107L241 108H243L242 106L245 104H247V102L249 101L248 99H245V98H250V96H251V94H253L252 96H254L255 95V91H257L256 89H255V87H256V85L258 84V86H259V83H260V85H262L261 87L263 88V89H261V87H260V89L263 91L264 90V84H263V81H260V78H264V69H262L263 67H264V36H261L262 34L261 33H263L264 31L263 30H260V29H262V28H260L259 26H261L262 27V18H264L262 15H263V13H264V0H232V2H231V0H229V4L228 5H224L225 4V0H224V2H222V0H202V2H200L201 3V5H200ZM204 5H203V4ZM196 4H198V5H196ZM227 4V3H226ZM208 7V8H207ZM209 7H211V8H209ZM209 9H211V10H208ZM241 9V10H240ZM238 11V12H237ZM243 11V12H242ZM206 12H209V13H206ZM211 12V13H210ZM241 13V14H243L244 12V15H246L245 16V18H244V20H246L247 22H246V25H244V26H240L241 24H240V16H237L238 15V13ZM227 13V14H226ZM226 14V15H225ZM229 14V15H228ZM240 14V15H241ZM261 16V17H260ZM187 17H189L188 18V20H187ZM260 17V18H259ZM172 18H175L177 21H179V22H182V21H184V20H186V21H188V23L190 24V27H189V29H191V32H189V33H192L193 34V36H191L192 34H188L187 35V33H183V35H185V36H183V35H181V36H183V37H180V38H183V39H185V40H187L188 41V39H189V42H185V41H183V39H182V41L183 42H185V43H182V42H177L176 40H173V46L171 47V46H169V45H171L172 43L171 42H169V39L168 38H170L169 36H168V38H167V40H166V38H164L165 37V34H164V36L162 37V38H164V39H162L161 38V32L163 31V30H160L161 32L159 33V34H156V33H153L154 31L153 30H155V29H153L152 30V26H153V28H155V26L157 27V25H155V24H157V22H159V24H158V26L159 25H166V24H168L169 25V21L170 20H174L175 21V19H172ZM241 18H242V16H241ZM94 19H96L97 20V22L94 20ZM152 20V22L150 23V21L149 22H147L148 20ZM239 19V20H238ZM258 19H259V21H258ZM154 20H158L157 22H155ZM242 20V19H241ZM252 20V21H251ZM260 20L262 21V22H260ZM173 21V22H174ZM177 21H175L174 23H176ZM239 21V22H238ZM251 21V22H250ZM255 21V22H254ZM256 21H257V24H256ZM85 22H89L88 24L89 25H91V26H93V25H96V26H94V27H97V24H98V27H99V29L101 30H98V31H100V32H98V34H100V36H99V40L101 39H103L104 38V40H103V42L104 41H106L107 42V44H108V46H109V49H108V46L107 45H105L106 43L104 42H101V43H99V42H96V44H94V45H92V43L90 42V44L92 45H85V44H87V43H85V41H84V34H82V32L81 31H79V29L83 26L82 24H84ZM171 22V21H170ZM245 22V21H244ZM252 22H254V23H252ZM91 23H93V24H91ZM94 23H96V24H94ZM185 23V22H184ZM259 23V24H258ZM179 24V23H178ZM177 23H176V25L179 27V25H181V23L178 25ZM187 24V23H186ZM189 24H188V26H189ZM250 24H253V25H250ZM255 24H256V27H257V25H258V28H259V30H258V28H255ZM155 25V26H154ZM168 25L166 26V27H168ZM171 26H169L168 28H169V35H170V32H172L173 30V28H175V27H173V28H171L172 27V23L170 24ZM174 25V24H173ZM175 25V26H176ZM184 25V24H183ZM186 26V28L188 29V26L187 25H185ZM184 26V27H185ZM218 26V27H217ZM246 26V27H245ZM264 26V25H263ZM97 27V28H98ZM161 28L163 27V26H160ZM160 27H158V28H160ZM166 27H163V29L164 28H166ZM182 27V26H181ZM184 27H182V28H184ZM224 27V28H223ZM242 27V28H241ZM158 28H156V30H155V32H157L158 33ZM160 28V29H161ZM179 30H180V28H178ZM178 29H175L176 31H178ZM186 29V30H187ZM264 29V28H263ZM54 30V29H53ZM52 30V32L54 33V31ZM164 30H166V29H164ZM168 30V29H167ZM174 30V31H175ZM181 30H183V29H181ZM102 32H104V34H102ZM165 31H163V33H164ZM167 32V31H166ZM165 32V33H166ZM181 32V31H180ZM261 32V33H260ZM162 33V34H163ZM176 33V32H175ZM200 33H201V35H200ZM97 34V35H98ZM172 34L174 35V37L175 38H179V36H180V34L178 33V35L179 36H177V33H176V35L172 32ZM182 34V33H181ZM194 34H195V36H194ZM60 35L62 36L61 38H60ZM166 35H168V34H166ZM172 35V36H173ZM260 35V36H259ZM263 35H264V33H263ZM171 36V35H170ZM174 37H172V39L174 38ZM64 38V39H63ZM98 38V37H97ZM177 38V40H179ZM74 39V40H73ZM172 39H170V41H172ZM62 40V41H61ZM77 40V42H75V43H77V44H75V43H73V41H76ZM99 41L98 39H96V36H95V38H94V42L95 41ZM164 41V43H165V40L166 41H168V42H166V44H168V43H170L169 45H168V47L170 48V50L168 51L169 53L168 54H166L167 53V51L165 50L166 49V44H165V46L163 47L164 48V50L166 51V52H164V54H165V56H164V54L163 53H160V51L162 50L163 51V49L161 48V50H160V47H162L163 46V44L164 43H162L163 41ZM176 41V42H175ZM181 41V40H180ZM93 42V41H92ZM102 43H103V45H102ZM161 43H162V46H161ZM176 43L178 44V45H176ZM175 45V46H174ZM89 47V49L87 48V47ZM104 46H107V48L105 49H101V48H103ZM167 47V48H168ZM88 49V50H87ZM97 53H98V55H97ZM139 54H143L142 56H140ZM162 54H163V56H162ZM54 55V54H53ZM139 55V56H138ZM64 57V58H63ZM139 57H141L142 59L140 60L139 59ZM56 58V59H57ZM137 58L139 59V60H137ZM65 59V60H64ZM99 59H101V60H103V61H98ZM158 59V60H157ZM162 59V60H161ZM259 59V60H258ZM66 60H67V62H66ZM104 60H106L105 61V63L103 64V62H104ZM155 60H157L156 62L158 63V64H160V66H155V67H157V68H161V70L160 69H155V67L153 66V64L155 63ZM160 60V61H159ZM233 60V61H232ZM235 60V61H234ZM253 62V64H252V62ZM254 60L255 61H258L259 62V64H257V62H255L254 63ZM97 61V63H95ZM161 61H163V62H161ZM227 62V61H230V62H228V63H226V65L228 66V64L229 63H231V64H229V66H231L232 67V64L234 65L235 63L237 64H235L236 65V71H235V69H234V67H232L233 69H234V71H231L230 69H228L227 68V66L225 65H223L225 68H227L228 70H230L231 72H227V70H225V68H222V69H224V71H222V73H224V75H225V77L227 76V74H229V75H232L233 74V77L232 76H229L228 75V79H231V77H232V80L234 81V79L236 80V81H238V83H234L235 85H236V88H235V86H234V84H232L231 82H229V81H232V80H227V78H226V81H225V77L223 78L224 79V81H223V79L221 78V77H223L222 76V73L220 72V71H218L219 69H220V67H222V65L220 66V63H224V62ZM261 61V62H260ZM99 62H102V63H99ZM161 62V63H160ZM234 62V63H233ZM106 63H107V66H106ZM262 63V64H261ZM99 64H103L104 65V68H105V70L107 71L108 69V71L106 72V74L105 73H101V71L99 70V68H97L98 66H96V65H99ZM216 64H218V65H216ZM238 64H239V67H237L238 66ZM253 65V66H257L259 69L257 70V68L256 69H254L255 67H253V66H251V67H253V71H250L251 70V67H250V65ZM255 64V65H254ZM261 64V65H260ZM103 65H102V67H103ZM154 65H156V63L154 64ZM218 66V70L216 69V67H214V66ZM262 66V67H260V66ZM70 66V67H69ZM99 66H101V65H99ZM208 66V67H207ZM217 70H215L216 72H220L221 73V75H219L220 73H215L216 75L214 76L213 74H209L206 70H209V71H213V67ZM220 66V67H219ZM228 66V67H229ZM76 67H77V69H78V71L79 72H81V73H79V72H77V69H76ZM9 68V67H8ZM210 68H212V69H210ZM2 69V68H1ZM1 69H0V71H1ZM101 69V68H100ZM248 69H249V71L250 72H252L251 74L249 73V71H248ZM12 71H14L15 70V73H16V70H17V68L16 69H14V67H13V69H11ZM48 69H46V71H47ZM71 70V71H72ZM102 70V69H101ZM104 70V71H105ZM155 70H157V73H155L156 71ZM160 70V71H159ZM11 71V72H12ZM48 71H50V70H48ZM165 72V77H163V75L161 74V73H164ZM226 71V72H225ZM248 71V72H247ZM259 73H258V72ZM261 71V72H260ZM3 72H5V68L3 67ZM144 72L147 74H152V75H150V79H148V74H147V76L148 77H146V81H148V83H149V85L151 86V84H152V86L154 85V88H152V86H151V91H149V89L148 88H150V86L147 88L148 89V93L147 92H144V90H145V85L146 84H148V83H146L145 85H144V82L142 83V77L144 76ZM152 72H154L156 75H154V73H152ZM206 73V75L207 76H209L208 78H207V76H203L202 77V73ZM253 72H257L256 74H253ZM8 73V72H7ZM15 73L13 72L12 73V75L14 76L15 75ZM48 73V72H47ZM159 73V75H157ZM203 73V75H205ZM212 73H214V71L212 72ZM249 73V74H248ZM21 75V76H23V75H25V76H23L24 78L26 77V73L24 74L23 72L21 73V72H17L16 73V75ZM23 74V75H22ZM166 74H167V76H166ZM169 74V75H168ZM217 74L219 75V76H217ZM235 74V75H234ZM261 74V75H260ZM263 74V75H262ZM7 75H9V73L7 74ZM11 75V76H12ZM75 75V76H76ZM140 75H141V78L142 79H140V83H138L137 82V78L139 79L140 78ZM143 75V76H142ZM160 75H162L161 77H163L162 79L163 80H167L168 82L166 83L165 81L164 82H162L163 84L165 83V85H169L168 86V89H164V86L165 85H163V89L164 90H171L172 88H173V86H175L174 88L176 89L175 90V93H176V91H177V93L179 94V95H177V93L176 94H174L175 96H172L173 98L172 99H170L171 98V96L170 97H168V100L170 99V101H168L169 103H170V105L168 104H164L165 103V101H167V100H164L162 103L164 104V108H163V106H162V103L161 104H158V105H160V107L162 106V108H163V112L161 111V109H160V107L157 105V103L156 102H154L155 103V106L152 104H150L148 101V103H149V106H150V111L151 112H156L155 114L157 115V113L160 115V119L159 120H161V121H158V123H155L154 121V124H159L160 122L162 123L161 125L159 124V125H157V129H160V130H156L157 131V133L158 134H153L152 132H154L155 133V131H153V130H151V133L149 132L150 131V129L152 128V127H154V125L153 126H151L152 124H151V121L153 120L152 119V117L151 116H153V113H151V115H149V112H144V113H146V115H147V113H148V116H144L145 114H143L142 116L139 114L140 112L139 111H137L136 109H137V102L135 101V102H133V103H131V101H133L132 99L130 100L129 99V97H131V96H133V98H134V100H135V98L136 97H138V96H136V94H138V92H139V95H145V93H147V95H146V97L148 98L149 96V93L151 92L152 93V95H153V93H154V90H155V88H157V87H155V85H157L156 84V82L154 81V83H152L151 81H152V76H154L155 77V79L157 80V83H158V81L160 80V79H158V77H156V76H160ZM171 75V76H170ZM214 77H213V76ZM249 75V76H248ZM257 75L259 76V77H257ZM12 76V77H13ZM17 77V78H20L19 79V81H20V83L19 84H21V83H24V82H26V83H24V84H26V86L28 85V82H30V79H29V77L27 78H25L26 80H24V78L23 77ZM50 76H52V74L50 75V73H49V77ZM76 76V78H78ZM146 76V75H145ZM48 77V78H49ZM54 77V76H53ZM53 77H51V79L53 78ZM167 77V79H164V78H166ZM172 77V78H171ZM214 78L213 79V83H215V85L214 86H212L213 85V83H211V81H212V79H210V78ZM216 77H217V81H216ZM220 77V78H219ZM230 77V78H229ZM252 77H255V78H252ZM21 78L23 79V81L24 82H21L22 80H21ZM71 78H73V76H71ZM75 78V77H74ZM201 78H202V80H201ZM257 78V79H256ZM259 78V79H258ZM262 78V79H263ZM50 79V78H49ZM81 79V78H80ZM161 79V80H162ZM206 81H205V80ZM218 79H219V81L221 80V82H220V84H219V86L217 85L216 86V84H218L219 83V81H218ZM254 79H256V80H254ZM261 79V80H262ZM5 81H3L2 82V85H1V83H0V85L3 87L5 84H6V82L8 81V79H4ZM27 80H28V82H27ZM53 80V79H52ZM55 80V79H54ZM81 80V81H82ZM87 80V83L85 84L84 82ZM143 80H145V79H143ZM151 80V81H150ZM254 80V81H253ZM264 80V79H263ZM11 81H14L13 83H17V81H18V79L16 80H11ZM42 81H44L43 79L42 80H40V84H38L39 86H37L36 87V89L37 90H39L40 88V91L42 92L44 89L47 91V89H48V85H50V89H51V84H53V82L54 81H49V83L48 82H46V81H44L45 82V84L48 86V87H43L44 85V82H43V84L41 83ZM135 81L137 82V86H139V87H137V88H135L136 87V85H134V83H135ZM145 81V82H146ZM225 83V82H227L226 84H224L223 82ZM250 81H252L253 83L256 81V82H258L257 84L256 83H254V84H252V82H250ZM9 82V81H8ZM8 82H7V84H8ZM50 82H52L51 84H50ZM112 82H113V84H112ZM161 82V81H160ZM159 82V83H160ZM169 82H171L170 84H168ZM235 82V81H234ZM55 83V82H54ZM109 83H111V85H113V86H111L112 87V89L111 88H109L110 87V84ZM151 83V84H150ZM158 83V85H159V87H161L160 86V84ZM161 83V84H162ZM6 84V87H8V85ZM86 86H85V85ZM99 84V85H98ZM136 84V83H135ZM139 84H141L143 87H141ZM172 84V85H171ZM221 84L224 86V90H223V88L220 90V86H221ZM239 84V85H238ZM23 85V84H22ZM42 85V87H40ZM54 85V84H53ZM82 85H84V86H82ZM104 85V86H103ZM109 85V86H108ZM14 86H19L18 85V83H17V85L15 84V85H13V87H11V89L9 88L8 90H7V92H4V90H6V89H4L3 90V94H5L6 93V95H7V101H9V98H11V96L14 98V96H13V94L15 95V96H18V97H16L17 98V100H15V101H13V102H17L18 101V99H20V96L19 95H21V94H19L18 92V94L19 95H16V93H15V87ZM90 88H89V87ZM135 86V87H134ZM170 86H171V88H170ZM215 86L218 88V87H220L218 90H219V92H218V90H217V92H216V89L217 88H215ZM40 87V88H39ZM47 88V89H46ZM54 88V87H53ZM141 88H144V90H142L143 91V94H140V90L139 89ZM162 88V87H161ZM160 88V89H161ZM170 88V89H169ZM174 88H173V90H174ZM211 88V89H210ZM50 89H48V91L47 92H51L52 90H50ZM76 89V90H77ZM132 89H133V91H135V89H136V91H138V92H135V94L133 93V91H132ZM154 89V90H153ZM160 89H158V91H162V90H160ZM203 89H205V90H203ZM235 89L237 90V89H239L241 92V94L245 91L246 93H247V95L245 94V92H244V94H245V97H244V102H243V98H241L242 97V95L240 96V95H238V97L236 96L235 97V95L237 94V93H235V92H238L239 93V91L237 90V91H235ZM252 90L251 92V94H250V92H247V91H249V90ZM11 90V91H10ZM15 90V91H14ZM37 90H35L36 92H37ZM45 90H44V93H45ZM50 90V91H49ZM163 90V91H164ZM215 90V91H214ZM255 90V91H254ZM8 91H10V92H12V91H14L13 92V94L12 93H9ZM40 91H38L36 94L38 95V96H40V97H38L37 98V96L35 95V97L37 98V99H39L38 101L40 102V98H42L43 96L42 95H39L38 93H40ZM90 91V90H89ZM145 91H147V90H145ZM155 91H157V90H155ZM169 91H167V93L169 92ZM220 91H223V94H222V92H220ZM46 92V93H47ZM88 92V91H87ZM113 92V93H114ZM172 92V90L170 91V93ZM216 92V93H215ZM254 92V93H253ZM264 92V91H263ZM7 93H9V94H12L10 97H8V94ZM28 93V92H27ZM31 93V92H30ZM29 93V96L31 95V97H33L34 96V92H32L31 94ZM131 93H133L131 96H129ZM150 93V94H151ZM159 92H157L156 94H158ZM166 93V91L164 92V93H162L161 95H162V97H163V95H165V94H167ZM170 93H169V95H170ZM173 93H174V91H173ZM204 93L203 94H201L202 96L201 97H203V95H204ZM219 93H221V95H223V96H219L218 97V95H219ZM239 93V94H240ZM40 94H43V93H40ZM110 94V93H109ZM155 94V93H154ZM155 94V95H156ZM160 94V93H159ZM181 94V95H180ZM183 94V95H182ZM218 94V95H217ZM243 94V95H244ZM249 94H250V96H249ZM110 95H112V93L110 94ZM109 95V96H110ZM152 95H150V96H152ZM177 95V96H176ZM195 95V96H194ZM225 95V96H224ZM26 96H28V94L26 95ZM42 96V97H41ZM168 96V95H167ZM184 96H186L185 98L186 99H184L183 97ZM200 96V95H199ZM85 97V96H84ZM111 97V96H110ZM145 97V96H144ZM152 97H154L155 98V96L153 95ZM157 97V99H154V98H152L153 99V101L155 100H158L159 98H158V96H156ZM164 97H166V96H164ZM30 97H26V99L27 100H25V98L23 99V101L25 102V104H24V102L21 104L20 102L19 103H16V105L18 106V104L20 105V106H18V107H21V105L23 106V104H24V106H23V108H19V109H17L18 107L15 105V106H13L14 105V103L12 102V100H14V99H10L11 101H9L8 103H13V104H11L13 107H11L12 109L11 110H13V114L12 115H15L14 113H16V109H17V111L19 110V111H26L25 110V108L28 110V108L30 109V110H32V111H26L27 113H29V114H31L32 112H34L33 110H37V111H35L33 114H31L32 116L31 117H29L30 115H28V117H25V118H22V117H20L19 116V113H20V115H21V112H17V114H18V116L21 118H19L18 116V118L22 121V120H24V121H22V122H24V124L26 125V122H28V121H30L31 123H30V126H32L33 125V127L31 128L30 126L28 127L27 125H29L28 123H27V128H29V129H33L34 128V126L37 124H35V121H33V119H31L32 117L34 118H37V115L39 116V115H42V113L40 114V112H41V110L43 109L44 110V108H45V105H44V107L42 108L41 106H42V104H43V102H45V100L44 99H42L43 100V102H42V100H41V102H42V104L41 103H37L38 101H37V99H35L34 97L32 98V100L33 99H35V101H34V103H33V101H30L31 100V98L29 99ZM47 98H49V97H47ZM112 98H111V100H112ZM150 98V97H149ZM182 98V99H181ZM205 98H203V99H205ZM209 98V97H208ZM221 98H222V100H221ZM252 98H255V97H252ZM252 98H250L251 100V102H253V99ZM151 99V98H150ZM149 99V101L151 102V100ZM161 99V98H160ZM164 98H162V100H163ZM201 99V98H200ZM202 99V100H203ZM242 99V100H241ZM85 100V99H84ZM136 100H137V98H136ZM171 100H173L174 102H172L171 103ZM219 100H221V101H219ZM255 100V99H254ZM31 102V103H29V105H27L28 104V102ZM81 101L82 100H80V103H81ZM152 101V102H153ZM161 101V100H160ZM192 101V102H193ZM195 101V102H196ZM217 101H219V105L217 104L218 102ZM245 101H247L246 103H245ZM264 101V100H263ZM158 103H159V101H157ZM27 103V104H26ZM146 103V102H145ZM194 103V102H193ZM192 103V104H193ZM264 103V102H263ZM37 105V106H39L40 104H41V106H40V108L38 107V109H40V111L38 110V109H36L37 107L36 106H34L33 107V109L32 108H30L29 106H32V105ZM147 104V103H146ZM196 104V103H195ZM195 104H193V105H195ZM214 105V104H216L214 107H216V108H218V110L217 109H215V108H213V106L212 105ZM238 104H242V105H238ZM262 104V103H261ZM260 104V109L262 108V106L264 105H261ZM133 105H135V107L136 108H133L134 106ZM148 105V104H147ZM158 107H157V106ZM170 109H166L167 107ZM191 105V104H190ZM239 107H237V106ZM244 105V106H245ZM27 106H28V108H27ZM139 106V105H138ZM145 106V105H144ZM148 106V107H149ZM154 106V107H153ZM172 106V107H171ZM173 106H174V109L175 108H177V111H175L174 109H173ZM199 106H200V108H199ZM212 106V108H211V111H209L210 109H209V107H211ZM259 106V105H258ZM143 106H140V108H142ZM146 108H148L147 106H145ZM142 108V109H146V108ZM180 107V106H179ZM201 107H203L202 109H201ZM257 107V106H256ZM95 108V107H94ZM139 108V107H138ZM139 108V109H140ZM151 108H153L152 110H151ZM156 108H158V110H155ZM171 108H172V110H174V111H172V113L173 114H175L176 115V118H175V115H173L170 111H171ZM191 108V109H190ZM206 108H208V109H206ZM258 108V107H257ZM165 109V110H164ZM203 109H206L205 111H203ZM213 109H215L216 111H212ZM239 109V111H237ZM97 110V109H96ZM141 110V109H140ZM147 110V109H146ZM169 111L170 113H167L166 114V112L167 111ZM190 111L189 113L187 112V111ZM193 110V109H192ZM45 111V110H44ZM43 111V113H46L47 111H45L44 112ZM157 111H160V112H157ZM164 111H166V112H164ZM212 112L213 114H215V115H213V114H211V113H207V112ZM31 112V113H30ZM195 112H198V113H195ZM202 112H204V114L202 113ZM205 112L207 113V114H205ZM239 114H238V113ZM1 113H2V111H1ZM23 113V112H22ZM38 113V114H37ZM48 113V112H47ZM47 113H46V115L45 116H47ZM142 113H143V111H142ZM160 113H162V114H160ZM166 114V115H164V114ZM176 113H179V114H176ZM203 115H202V114ZM224 113H226V114H224ZM228 113V114H227ZM5 114H7L6 113V111H3V114H1L2 116L3 115H5ZM24 114H26L25 112L23 113V116H24ZM36 114V116H34ZM154 114V115H155ZM172 114V115H171ZM186 114H188V115H186ZM196 114V115H195ZM210 114V115H209ZM217 114H220L219 116L220 117H222V119L224 120H222L223 122L221 123V122H219L218 120H216L217 119V117L219 118V120L221 121V118L217 115ZM244 114V113H243ZM0 115V116H1ZM48 115H49V113H48ZM163 115V116H162ZM200 115V116H199ZM206 115V116H205ZM210 116V118H208V119H205L207 116ZM217 115V117H215V118H212V117H214V116H216ZM42 116H44V114L42 115ZM196 116H198L197 118H196ZM244 116V117H243ZM255 116V117H254ZM16 117V116H15ZM14 116H13V122L15 121V119H17V118H15ZM163 117V118H162ZM194 118V119H192V118ZM199 117H201V118H199ZM0 118H2V117H0ZM27 118V121H25V119ZM188 118H191V119H189L188 120ZM196 118V119H195ZM200 120H199V119ZM244 118V119H243ZM246 118V119H245ZM31 119V120H30ZM38 119V120H37ZM37 119H35L38 123L40 122L39 121V118H37ZM101 119V118H100ZM152 119V120H151ZM215 119V120H214ZM249 119V120H248ZM251 119H252V121L253 122H255V123H253V125H252V121H251ZM20 120H19V123H20ZM97 120V118H96V113H95V111L94 112H89L88 114H86V115H84V116H80V118H79V121L80 122H82V123H84V125L86 126V127H93L94 128V126L95 125H99L98 123L96 124V122H98V120ZM143 121V124L141 125H139L138 123L140 122V123H142V121ZM204 121V120H206L205 121V123H201L200 121ZM209 120H211L210 122H208ZM249 121V123L251 124L250 125V128L249 129H252V130H250L249 131V129H248V127H249V123L248 122H246V121ZM16 121H18V120H16ZM198 121V122H197ZM216 121H218V124H217V122ZM244 121L246 122V123H244ZM21 122V127L20 128H23L24 129V127H26L25 125H23V123ZM99 122H100V120H99ZM179 122V121H178ZM178 122H176V124L178 123ZM206 122H208V123H206ZM232 122V123H231ZM4 123V122H3ZM15 123V122H14ZM34 123V124H33ZM198 123H200L201 125H199ZM221 123V124H220ZM243 124V128H242V125H240L239 126V124ZM2 124V122H1V119H0V125ZM17 126H15L14 128H16V130H17V132L19 133V131L21 130H19V124H17V122L15 123ZM172 124V125H171ZM208 124V125H209ZM254 124H257L258 125V129H256V128H254L255 127V125ZM39 125H40V123H39ZM183 125V124H182ZM196 125H198L199 127H201L200 129H197L198 128V126H196ZM227 125V126H226ZM233 125H234V127H238V129L239 128H242L241 130H243L244 129V126H245V128H246V125L248 126L247 127V129H245V131L246 132H248L249 131V133H246L245 135H244V133H243V135H241V137L242 136H245V137H242V140H240L241 138H240V135H239V133H241V131H239V130H237L236 128L235 129H233L234 131H231L232 129H230L231 127L232 128H234L233 127ZM24 126V127H23ZM38 126V124L36 125V127ZM193 126V127H192ZM194 126H196V127H194ZM225 126V127H224ZM231 126V127H230ZM252 126H253V128H252ZM173 127V126H172ZM189 127H191L190 128V130H189ZM261 127V128H260ZM0 128H2V126H0ZM14 128L12 129L11 127H10V129H11V131H14L13 133L15 134V130H14ZM99 128V129H98ZM196 128V129H195ZM205 128V126L203 127V129ZM218 128H219V130H218ZM10 129H5V130H7V133H6V131L4 130V132H5V134L7 135V136H9L10 137V135H14L11 131H9ZM135 129H138V131H139V129H141V131H143L144 132V130H145V132L147 131V133H146V135H144V140L141 138V140H143L144 141V143L145 144H150V147H148L149 145L147 144L146 145V147H147V149L149 150L150 149V151H148L147 150V153L149 152V154H146L145 153V150H144V143H143V141H139L138 142V140L140 139L139 138V136H140V134H141V131H139V133L138 132H136V134L138 135L139 134V136L137 137V138H139L138 140H136V142H138L140 145H138V143H133V146L135 147L136 146V144L138 145V148L137 147H135L136 149H131L132 147H129V145H127V144H124L123 143V138L124 137H126V136H128V137H130L129 136V133H131L132 132V134H134L135 133ZM153 129V128H152ZM154 129H156V128H154ZM261 129V130H260ZM207 130H208V128H207ZM220 130H221V134L219 135H217V133H220ZM248 130V131H247ZM259 131V132H257V133H255V131ZM9 131V132H8ZM134 131V132H133ZM137 131V130H136ZM186 131V132H187ZM201 131V130H200ZM224 131V132H223ZM231 131V132H230ZM251 131H254L253 132V134L251 133L250 134V132ZM262 133H261V132ZM17 132H16V136H17ZM175 132V133H174ZM181 132H183L182 130L179 132V137L177 138L178 140L180 139V138H182V136L180 137V133ZM194 132V131H193ZM223 132V133H222ZM230 132V133H229ZM243 132V131H242ZM9 133V134H8ZM11 133V134H10ZM149 133H150V137H152V139L151 140H147L146 139V136L147 135H149ZM185 133V132H184ZM214 133H216V135L214 134ZM225 133V134H224ZM234 133V134H233ZM131 134V135H132ZM135 134V136H137ZM154 135V137L153 136H151V135ZM228 134H231V135H228ZM242 134V133H241ZM255 134V135H254ZM257 134V135H256ZM259 134V135H258ZM19 135V134H18ZM21 135V134H20ZM143 134H141V136H142ZM231 138V139H229V137ZM239 135V136H238ZM247 135H249V136H247ZM262 135V136H261ZM140 136V137H141ZM155 136H156V138H158L156 141H154V138H155ZM163 136V137H162ZM164 136L165 137H167V138H164ZM169 136V135H168ZM171 136V135H170ZM178 136V133L176 134V136L175 137H177ZM247 136V137H246ZM258 136H259V138H258ZM13 137V136H12ZM15 137V136H14ZM143 137V136H142ZM239 137V138H238ZM133 138H135L134 136H133ZM136 138V139H137ZM148 138H149V136H148ZM163 138V139H162ZM210 138V139H209ZM229 140H228V139ZM245 138V139H244ZM162 139V141H160ZM170 139H172V138H170ZM174 139V138H173ZM172 139V140H173ZM252 139V140H251ZM146 140L148 141L147 143H146ZM158 140H159V142H158ZM165 140V141H164ZM172 140H170V142L172 141ZM181 140V139H180ZM246 140L248 141L247 143H249V144H247L246 143ZM175 141H176V139H175ZM228 141V142H227ZM242 141V142H241ZM243 141L246 143H244L243 144ZM251 141H252V144H251ZM141 142V143H140ZM177 142V141H176ZM143 143V144H142ZM172 143H175V142H171L170 144H172ZM179 143V141L177 142V144ZM181 143V142H180ZM179 143V145H180V147L179 146H177V145H174L175 146V150H177V149H179L177 152H173L175 155H177V153L179 154L180 152H181V148L183 147L181 144ZM237 143V144H236ZM238 143L239 144H241V145H238ZM256 143L258 144V145H256ZM141 144H142V146H141ZM163 144V145H164ZM168 144V143H167ZM176 144V143H175ZM229 144V145H230ZM244 146H243V145ZM261 144V145H260ZM92 145V144H91ZM131 145H132V143H131ZM172 145V146H173ZM209 147H208V146ZM247 145H251L249 148H248V146H247V149H246V146ZM210 146H211V148H210ZM240 146V147H239ZM259 146V147H258ZM163 147V146H162ZM170 147V146H169ZM169 147L167 146L166 148L165 147H163V148H165L164 150H163V153H162V155L164 154V152H166V154H165V156H164V158L167 156V151L169 150ZM176 147H178L177 149H176ZM210 148V149H208V148ZM227 147H229V146H227ZM261 147V149H259ZM139 148H142V149H140L139 150ZM92 149V150H91ZM184 149H186V150H182L183 152H181L180 154L182 155V156H184L183 155V153H185V152H187V155H190V154H188V152L190 151L189 149H187V148H184ZM215 149V148H214ZM223 149V150H222ZM227 148H225V151H227L226 150ZM239 151H238V150ZM243 149V150H242ZM244 149H246L245 151V154L243 153L244 152ZM251 149V150H250ZM143 150V151H142ZM153 150V152H151ZM206 150V152L208 153V151ZM240 150H241V152H240ZM214 151V150H213ZM212 151V152H213ZM139 154H138V153ZM141 152H144L145 154H146V156L143 154V153H141ZM170 152H171V149H170ZM170 152H168V155H169V153ZM211 152V153H212ZM219 152V151H218ZM217 152V153H218ZM235 152V153H234ZM251 152H253V151H251ZM251 152L249 153L250 155H253L254 154V152H253V154H251ZM263 152V153H262ZM190 153V152H189ZM207 153H205V154H207ZM224 153V152H223ZM222 153V154H223ZM226 153H230V152H226ZM232 153H231V155H232ZM241 153H243V154H241ZM140 154H142V155H140ZM160 154V155H159ZM204 154V155H205ZM219 154V153H218ZM235 154V155H234ZM137 155H138V158H137ZM144 155V156H143ZM159 155V157H158V159L159 160H161L160 161V163L158 162L159 160H157V162L159 163V164H157V163H155L157 166H154L155 167V169L153 168V166H152V168H151V166L149 167L148 165L152 162L151 160H155V159H157L156 157ZM161 155V157L163 158V156ZM185 155H186V153H185ZM215 155H217V154H215ZM224 156L226 155L225 153L223 154ZM228 155H230V154H228ZM242 155V156H241ZM141 156V157H140ZM148 156H150V158L148 157ZM178 156V155H177ZM182 156H179V157H181V159H183L184 157H182ZM207 157H208V154L206 155ZM213 156V155H212ZM221 156V155H220ZM223 156V157H224ZM244 156V157H245ZM89 157V156H88ZM136 157V158H135ZM145 157V158H144ZM148 157V158H147ZM188 157V156H187ZM186 156H185V159L187 158ZM215 157V156H214ZM219 156H217V158H218ZM223 157L222 158H219L220 160H222L223 159ZM167 158V157H166ZM216 158V163L217 164H219L220 163V160H219V163H218V159ZM225 158H226V156H225ZM247 158V157H246ZM140 159H142V161H140ZM146 159H147V161H146ZM149 159H150V161H149ZM180 159V160H181ZM207 159V158H206ZM210 159V161H211V158H209ZM212 159H214L213 157H212ZM228 159V158H227ZM262 159H260V160H262ZM215 160V159H214ZM214 160H212V162L214 161ZM223 160H226V159H223ZM230 160H231V158H230ZM146 161V162H145ZM204 161H206V160H204ZM209 161V160H208ZM209 161V162H210ZM227 161V160H226ZM228 161H229V159H228ZM228 161L227 162H225L224 161V164H227L228 163ZM264 161V160H263ZM263 161H260V162H263ZM150 162V163H149ZM155 162H156V160H155ZM207 162V161H206ZM212 162H210V164L208 163V166L210 167V165H212V164H214V163H212ZM223 162V161H222ZM54 163V162H53ZM57 163V162H56ZM62 163V164H61ZM61 163H59L58 162V165L60 164V166H59V168H60V170H59V168H57V171H59L58 173L57 172H55L56 171V169L54 168H51L50 169V167H55L54 165H56V167H58V165L57 164H55L54 163V165H52V163H50V164H47L46 166H48V169H50V171L48 172V169H47V167L46 166H44V168H46V172H45V170L44 171H42L41 172V176H42V173H48V175H49V177H50V180H51V178H52V180H53V178H54V181H56V180H58V178H59V180H60V177H62V179L64 178L65 179V174H67L68 175V172H70V168H69V165L67 164V162H65V161H63V162H61ZM133 163H135V165H133ZM204 163V162H203ZM212 163V164H211ZM264 163V162H263ZM262 163V164H263ZM152 165H155L154 164V161H153V163H151ZM205 164V163H204ZM230 164V163H229ZM229 164H227V166L229 165ZM232 164V163H231ZM206 165V164H205ZM215 165V164H214ZM220 166H221V164H219ZM131 166H133V169H132V167ZM204 166V165H203ZM207 166V165H206ZM216 166V165H215ZM224 166V165H223ZM167 167V166H166ZM165 167V168H166ZM205 167V166H204ZM203 167V168H204ZM212 167V166H211ZM225 167V166H224ZM234 167V168H235ZM126 168L127 169H129V170H133L132 171V173H126L125 172V170H126ZM163 168L162 170L163 171H165L166 169H168V168ZM207 168V167H206ZM221 168V167H220ZM228 168V167H227ZM246 168V169H245ZM243 169V170H242ZM245 169V170H244ZM262 171H264V167L263 168H260ZM52 170H54V171H52ZM158 170H160L159 169V167H158ZM161 170V171H162ZM233 170H231V171H233ZM248 170H250V171H248ZM151 171V172H150ZM154 171L152 172L153 174L152 175H154ZM162 171V173H160V172H158V173H160L161 175H162V177H161V175L159 174H157L156 172V174L157 175H155V176H157L158 178H160V179H158V181H156L157 179V177L156 178H153V180L154 179H156V180H154V181H156V182H158V185L161 183H159V180L160 181H162L163 180V177H165V173ZM224 171H225V169H224ZM227 171H230V170H227ZM230 171V172H231ZM261 171V172H262ZM53 172H54V174H53ZM125 172V173H124ZM131 172V171H130ZM167 172V171H166ZM241 174H240V173ZM243 172V173H244ZM257 172H255V173H257ZM50 173H51V176L53 175V177H51L50 176ZM71 173V172H70ZM125 175H124V174ZM146 173H147V175H146ZM163 173H164V175H163ZM224 173V172H223ZM233 172H232V174H234ZM239 173V174H238ZM247 173H245L246 174V177H248L249 178V176H247ZM259 173V172H258ZM264 172H262V174H263ZM39 174H37V175H39ZM56 174H57V176H58V178H56L55 179V177H57L56 176ZM58 174H60V176L58 175ZM122 174H123V176H122ZM134 174V175H133ZM232 174H231V176H227V180L229 179V180H233L234 178H233V176H232ZM250 174V173H249ZM254 174V173H253ZM39 175V176H40ZM55 175V176H54ZM62 175V176H61ZM243 175V174H242ZM260 175H261V173H260ZM259 175V176H260ZM264 175V174H263ZM122 178H121V177ZM133 176V177H132ZM143 176V177H142ZM160 176V177H159ZM235 176V175H234ZM235 176V177H236ZM76 177V176H75ZM118 177H120L121 179H122V181H121V179L118 181L117 180V178ZM154 177V176H153ZM228 177H230V178H228ZM238 177V176H237ZM236 177V180L237 181H239V180H241V182H243L242 180H245L244 179V177L242 178V179H239L238 180V178ZM251 177H252V173H251ZM253 177H256L255 175H253ZM263 177L264 176H262L261 178L263 179ZM129 178H131L130 179V181H129ZM148 178H146V179H144L143 181H145V180H149ZM260 178V177H259ZM137 180H138V178H136ZM134 180L135 181V183L137 182V180ZM254 179H258V178H254ZM73 180V179H72ZM73 180V181H74ZM116 180H117V182H118V184H117V182H116ZM125 180H126V182H125ZM150 180H152L151 178H150ZM149 180V181H150ZM165 180V179H164ZM228 180V181H229ZM253 180V179H252ZM259 180V179H258ZM261 180V179H260ZM148 181V182H149ZM154 181H151V183L152 184H154ZM235 181V180H234ZM234 181H233V185H234ZM255 181V180H254ZM78 182H76V183H78ZM120 182V183H119ZM138 182H140V181H138ZM137 182V183H138ZM141 182H142V180H141ZM155 182V183H156ZM166 183H167V180L165 181ZM164 182V183H165ZM232 182V181H231ZM236 182V181H235ZM245 182L247 183V185H249V184H252V183H249L248 184V182L245 180L244 181V184H245ZM123 183V184H122ZM144 183H146V182H144ZM238 183V182H237ZM259 183V182H258ZM86 184V185H87ZM139 184V183H138ZM143 183H141V185H142ZM147 184H149V183H147ZM147 184H145V185H147ZM243 184V183H242ZM259 184H264L263 182L262 183H259ZM82 186H83V184H81ZM144 185V184H143ZM155 185V184H154ZM158 185H157V183H156V185H155V187H157V189H155V190H159L160 191V187L162 186H159V188H158ZM164 185V184H163ZM236 185H238V184H236ZM240 185V184H239ZM252 185H254V184H252ZM261 185H259V187L261 186ZM134 186H135V184H134ZM136 186L138 187V185L136 184ZM152 186V185H151ZM150 186V187H151ZM229 186H231V183H230V185ZM243 186H245V185H242L241 186V188H239L238 187V189H240V190H242V192H243ZM141 186H140V184H139V188H140ZM143 188H144V186H142ZM147 187L148 188H146V186H145V188L147 189V191H145V190H141V189H143V188H141L140 189V193H139V191H138V193L139 194H137L139 197H143L144 195L147 197V195L146 194H144L143 195V192L145 191V193L146 192H148V190L150 189L149 188V186L147 185ZM176 187H178V186H176ZM220 187V186H219ZM234 187L236 188V186H231V188H233V190H234ZM248 187V186H247ZM246 187V188H247ZM251 187V186H250ZM249 187V188H250ZM262 187H263V185H262ZM139 188H135L134 187V190L135 189H137V190H139ZM144 188V189H145ZM153 188H154V186H152V189H150V190H152L153 191ZM175 188V187H174ZM229 188V189H228ZM228 188H221L222 190L220 191V189L218 190L219 191V196H220V199H218V200H216L215 202H216V204H217V206H216V204H215V206L216 207H218L217 208V210L219 209V211H222L223 210V206L224 205H226V207H228V208H225V209H229V210H231L232 208L234 209V208H242V210H243V205L244 204H240V203H242V202H240L239 201V199L238 200H236L235 199V204L234 203H232V199H230V198H234V197H236V195H235V190L237 189H235L234 191L233 190H231L230 189V187H228ZM176 189V188H175ZM245 189V188H244ZM131 190H132V194H133V187L131 188ZM177 190V189H176ZM176 190H174V192L176 191ZM258 190H261L262 191V189L260 188H258ZM126 191H128L127 193H126ZM152 191H150V193L148 192V194H153L152 193ZM180 191V190H179ZM260 191V192H261ZM137 192V191H136ZM177 192V191H176ZM175 192V193H176ZM238 192V191H237ZM259 192V191H258ZM259 192V193H260ZM124 193H126V195L124 194ZM135 193V192H134ZM155 194H157L156 192H154ZM174 193V194H175ZM214 194H215V192H213ZM213 193L211 194V195H213ZM216 193H217V191H216ZM244 193V192H243ZM124 194V195H123ZM177 194V196L179 195V192H177L176 193ZM175 194V195H176ZM218 194H215V197L214 198H216V196L218 197ZM119 195V196H118ZM143 195V196H142ZM174 195V196H175ZM181 195V194H180ZM210 195V196H211ZM244 195V194H243ZM263 195L264 194H262V195H260V196H262L261 197V199L259 198L258 200L259 201H261L262 200V198H263ZM122 196H124V197H122ZM153 196V195H152ZM173 196V197H174ZM176 196V197H177ZM184 196V195H183ZM214 196V195H213ZM213 196H211L212 198V200L214 199L213 198ZM259 196V197H260ZM142 198L143 200L141 201V199H140V202L141 203H143V202H145V199H148V197L147 198ZM176 197H174V198H176ZM180 196H178V198H179ZM181 197H182V195H181ZM185 197V196H184ZM184 197H183V199H184ZM149 198H151V196H149ZM177 198V199H178ZM210 198V197H209ZM219 198V197H218ZM247 198H249V197H247ZM151 199H153V198H151ZM177 199H174V200H171L172 201V203H173V201H176ZM183 199H181V201L183 200ZM211 199H209V200H211ZM180 200V199H179ZM185 200V199H184ZM183 200V201H184ZM208 200V199H207ZM232 200V201H231ZM125 201V200H124ZM214 201V200H213ZM213 201H211L210 203H214ZM236 201H238V203L239 204H237L236 203ZM258 201V202H259ZM147 202V201H146ZM149 202H151L150 201V199H148V203ZM232 204H230V203ZM262 202V201H261ZM127 204V205H122V204ZM145 203L146 205H144V206H141V208L142 209H140V210H148L147 208H148V205L150 204L151 205V203ZM175 203H176V206L178 205V203L177 202H174V204H173V206L175 205ZM182 204H183V202H181ZM207 203H209V201H207ZM207 203L205 204V205H207ZM226 203V204H225ZM227 203H229V205L230 206H232V207H230L229 208V206H227L228 204ZM148 204V205H147ZM179 204H180V201H179ZM184 204H185V202H184ZM132 205V204H131ZM164 206H165V203L163 204ZM163 205H160L161 207H163ZM181 205V204H180ZM210 205V204H209ZM212 205H214V204H212ZM240 205L242 206V207H240ZM214 206V208H216ZM247 206V205H246ZM246 206H244V207H246ZM259 208L262 206H264V201H263V205H261L260 206V202H259ZM145 207H147V208H145ZM206 207V211H208V209H207V207L208 206H205ZM210 207V206H209ZM164 208V207H163ZM174 208V207H173ZM176 208V207H175ZM211 208L212 207H210V210H211ZM264 208V207H263ZM245 209H248V208H244V210ZM150 210V209H149ZM148 210V212H150L151 213V210L149 211ZM175 210V209H174ZM213 210V209H212ZM216 210V211H217ZM229 210H227L226 212H228ZM160 211V210H159ZM161 211H162V208H161ZM214 211H215V209H214ZM80 212V211H79ZM139 212H141V211H139ZM145 213H139L140 214V216L142 215V217L143 216H145V218H146V216H149V215H151L150 213H148L147 211H144ZM147 212V213H146ZM211 212V211H210ZM209 212V213H210ZM230 213L232 212V211H229ZM159 213V212H158ZM157 213V215L159 216V214H162L161 212L158 214ZM206 213H208V212H206ZM214 213H217V212H211V215L213 214V216L214 217H209V215H208V218L209 219H211V221H212V219L214 218V220L216 219L215 217H217L218 218V215H219V213H222V212H218L217 213V215L216 214H214ZM224 213H225V211H224ZM223 213V214H224ZM146 214V215H145ZM162 214V215H163ZM171 214H173V213H171ZM125 215H126V217H125ZM161 215V216H162ZM160 216V217H161ZM221 217H222V214L220 215ZM248 215H246V217H245V226H248V227H252V222L255 220L254 218H253V216H252V214H251V216L249 215L248 217H247ZM72 217H74V218H72ZM163 217V216H162ZM173 217V218H172ZM72 218V219H71ZM80 218V219H79ZM121 218H123L122 220H121ZM163 218H165V217H163ZM77 219V220H76ZM153 219V218H152ZM178 219V218H177ZM176 219V220H177ZM208 219V220H209ZM79 220H81V221H79ZM100 220V221H99ZM221 220V219H220ZM220 220H218V221H220ZM122 222V224H121V222ZM130 221H134V222H130ZM211 221H209V223L211 222ZM81 222V223H80ZM82 222L85 224H82ZM119 222H120V224H119ZM156 222H157V220H156ZM179 222V221H178ZM212 222H214V223H210L211 225H216L215 223V221H212ZM77 223V222H76ZM80 223V224H79ZM127 223V224H126ZM184 223V222H183ZM186 223V222H185ZM224 223H225V221H224ZM223 223V224H224ZM73 224L75 225V222H73ZM162 224V225H161ZM178 224V223H177ZM186 224H188V222L186 223ZM190 224V223H189ZM188 224V225H189ZM222 224V223H221ZM222 224V225H223ZM226 224V223H225ZM224 224V225H225ZM251 224V226H249ZM85 226V229H86V231L84 230V226ZM122 225H124V226H122ZM128 225V226H127ZM153 225L157 228V229H155V228H153ZM187 225V226H188ZM223 225V226H224ZM76 227H77V224L75 225ZM127 226V227H126ZM180 226V225H179ZM181 226H183V224H182V222H181ZM184 226H185V224H184ZM186 226V228H188ZM221 226V225H220ZM227 226V225H226ZM79 227V226H78ZM77 227V228H78ZM126 228V230H125V228ZM143 227V226H142ZM222 227V226H221ZM81 227H79V229H80ZM159 228V229H158ZM185 228V229H186ZM192 228V227H191ZM194 228V227H193ZM122 229L123 230H125L126 232H127V234L126 233H124V231L122 232ZM131 229V230H130ZM184 229V228H183ZM182 229V230H183ZM184 229V230H185ZM198 229V228H197ZM82 230H84V231H82ZM127 230H129V231H127ZM155 230H156V233H155ZM188 231H189V233L190 234H194L193 232H195V234H194V237H192V239H195V242L197 243V247H198V245L199 246H203V248H204V246H205V248L207 247H210L209 245H208V243H206L205 241H203V238H204V235L205 234H203L202 233V231H201V234H200V231H198V230H196V229H194V231L191 233V229L189 230V229H187ZM193 230V229H192ZM216 230H218V229H216ZM117 231H120V232H122L124 235L126 234V236H123V237H121V234L119 235L118 234V236H120L119 238H117L118 236H116L117 235ZM148 231H150L149 233H148V235H147V232ZM158 231V232H157ZM206 231H207V229H206ZM142 232V233H141ZM144 232V233H143ZM182 232H186V231H181L180 233L182 234ZM208 232V231H207ZM119 233V232H118ZM131 233V234H130ZM137 233H138V235H137ZM139 233H140V235H139ZM152 233V234H151ZM153 233H155V234H153ZM185 234V233H184ZM210 234H211V232H210ZM114 236V238H113V236ZM178 235V236H177ZM220 235V236H219ZM83 236H84V234H83ZM115 236H116V238H115ZM216 236H219V238H217ZM215 237H216V239L215 240H217V239H220V237H221V239H222V236H226V235H223V234H218V235H216ZM86 237V236H85ZM126 237V238H125ZM128 237V238H127ZM141 237H144V239H145V241L143 240L142 241V239L143 238H141ZM113 238V239H112ZM126 240H124V239ZM224 239V238H223ZM112 240V241H111ZM215 240H213V241H215ZM148 243H147V242ZM150 241V242H149ZM212 241V242H213ZM239 241V240H238ZM118 242V243H117ZM146 244H145V243ZM144 243V245L143 246H141V244H143ZM234 243V244H233ZM232 243V245H236L237 244V242L235 243V242H233ZM89 244V245H90ZM214 244V243H213ZM216 244V243H215ZM89 245H87V246H89ZM239 244H237L236 246H233V247H235V248H239V250H241L242 249V246L241 245H239ZM145 247V250L144 249H142V248H144ZM240 247H241V249H240ZM200 248V247H199ZM203 249L202 251H204V250H206V249ZM201 249H202V247H201ZM141 250V251H140ZM144 250V251H143ZM238 250V249H237ZM142 252V253H144V254H141L140 252ZM206 251H204V254H206L205 253ZM212 252V251H211ZM210 253V252H209ZM208 253V254H209ZM207 255V254H206ZM205 255V256H206ZM203 256V255H202ZM81 257V258H80ZM207 257H209V256H207ZM206 257V258H207ZM78 258V257H77ZM77 258H74L75 260L77 259ZM82 258H83V260H82ZM87 259V260H89V263H88V261H86L85 259ZM204 258L205 257H202V261L204 260ZM207 259H209L210 260V258H207ZM74 260V261H75ZM78 259L76 260V262L77 261H79ZM209 260H208V262H209ZM79 261V262H80ZM83 261H85V263L83 262ZM202 261H201V263L200 264H203L204 263V261H203V263H202ZM77 263V264H80V263ZM81 263V264H82ZM206 263H207V260H206ZM208 264H210V263H208Z\"/></svg>",
	"mask_w": 264,
	"mask_h": 264
}]
</instances>
